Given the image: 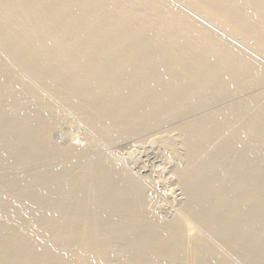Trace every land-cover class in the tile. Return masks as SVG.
<instances>
[{
	"label": "rangeland",
	"instance_id": "obj_1",
	"mask_svg": "<svg viewBox=\"0 0 264 264\" xmlns=\"http://www.w3.org/2000/svg\"><path fill=\"white\" fill-rule=\"evenodd\" d=\"M2 1V0H1ZM0 1V11H1V9H3V7H4V5H2V4H4L5 3V1H2L1 2ZM90 2H91V0H89ZM97 1V0H96ZM96 1H92V3L94 2H96ZM111 1V3H110V5L113 3L112 2V0H110ZM114 2H116V0H113ZM125 0H117V2H119V3H115V5H117V4H120L121 5V8H122V5L125 3H127L128 2V0H126L127 2H124ZM130 1H132L131 3H135L136 2V4L134 5L133 4V7H131V9H129L130 11L129 12H131V11H133V12H131L132 14H130L129 15V17H131L132 19H134L133 18V14L135 13V16H136V18H137V15L136 14H138V15H140V14H144V16H146V17H148L145 21H147V23H146V25L144 24V17H143V21L140 23L141 25V27L139 26V23H138V25L137 26H139L140 27V29H137V30H140L142 33L143 32H146V35L143 33L142 35L144 36H146L147 38H150L149 40L147 39V38H145V37H143V39L140 41V43H139V46H141V47H143L144 46V44H149V43H151V44H149L150 46H148V48H151V47H153V48H151V50H154L155 51V53L157 54L156 56V59H157V61H160V62H164V60L165 61H168L167 59L169 58V50H171V49H173V47L175 48V45H176V54H175V58L174 57H172L173 59V62L171 61V63L172 64H174V66H176L177 67V74H178V79L180 78V80H182V79H184V78H186V80L189 82V85H188V87H186L185 89H183V90H181V91H179V92H177V93H175L174 95H172L171 97H170V101H169V103H171L172 101L171 100H173L174 102L173 103H175V106L174 107H176V109H174V107L173 108H169L168 107V105L166 104V107H165V104L163 105V106H161V111H159V108H158V110H156L153 114H151V116H149L150 118L149 119H151L152 121H150V120H145V121H143L144 119H143V117L142 116H138L135 112H130V110H133V109H131L129 106L130 105H128L127 106V104H125V106H126V108H128L129 107V110H128V112H127V109L126 110H123L124 109V101H125V99H122L123 97H121V99L119 100V101H116L117 99H115V101H116V103H115V101L114 102H111V100L113 99L114 100V98H113V96H111V94H109V95H107V94H103V93H107V89H108V87H110V85H108V83H105V84H107L106 85V87H107V89H106V87H105V84H103L104 86H103V90H105V92L103 91L102 92V94L103 95H98V94H96V93H94V92H92V93H90L89 92V94H85L84 96H82L81 97V99H75V101L73 100V96L74 95H76L77 93H75L76 92V89H74V87H75V82L77 81L76 80V76H77V74H80V72H83V63L81 62H79L80 64L79 65H81L80 66V69H78L77 71H72V72H70L71 74H73V75H71L72 77L74 76V78H73V80L74 81H72V78H71V84L69 83V82H66V80H63L62 78H63V74L65 73V70H66V72L69 70V69H67L65 66H67L69 63L67 62V61H65L64 59H61V62L60 61H56V59H58L59 60V58L61 57V55L58 57L57 56V54H53L54 56H55V58L53 57V58H51V56L49 57L48 56V53H49V51H50V49L52 48H54V50H55V48H58V46H59V41L58 42H56L58 39L59 40H61V38H62V36L65 34V32L66 31H68L66 28H60L59 29V31L56 33L55 32V36H54V34H53V37L49 40V43L47 44V45H49L50 43L52 44H50L51 46H53V47H51L50 45V47L47 49L46 47H47V45H45V48L44 47H42L43 49H41V48H39V51L42 53H44V52H47V53H45V54H47V56L49 57V61L50 62H47V59H46V63H45V65L47 66H44V64H43V66L42 65H38L39 64V60H38V55L37 54H41L39 51H38V49L35 51V53L32 51V48L31 47H34L33 45V43H36V42H38V40L39 39H41L42 40V32H44V29L45 28H49V27H45V26H43V28H42V30H39V32H37L36 34V36L34 35V34H31V35H24V36H18V37H16V39H17V42L15 41V38H13V35H12V33L11 32H9V34H11V35H9L8 34V32H7V35H6V33H4L3 35L2 34H0L1 36H0V38L3 36L4 37V40H6L5 39V37L6 36H8L9 35V37L10 38H8V40H6V41H9L10 42V40L9 39H11V46H10V44L8 43V42H6V41H4L3 39H1L0 41L1 42H5V43H3V44H1V42H0V105H1V107L4 105V106H8L9 105V103L10 102H8V101H11L12 102V100H13V102L12 103H14L15 104V106H14V104H10L11 105V107H9V109L11 110H6L7 112L8 111H10V112H6V111H4L5 110V107H4V109H3V107L1 108L0 107V115H1V117H2V113H4V117H0V121L1 120H3V122L2 123H4L5 121L8 123L7 125H9V127H5L4 126V124L6 123H4L3 124V126L5 127V129H6V131L4 130V128H3V126H1L0 125V139H3L4 138V140L2 141V140H0V146H1V148H0V152L4 149V151L6 150V148H9L8 150H6L5 152H2L1 153V155H0V163H2V162H6L5 164L3 163L1 166H0V169L2 168V170H0V206H2V207H0V225H2L3 224V226L2 227H5L4 229H17L16 231L15 230H13V232L14 233H12V232H10L11 230L9 229H7V230H5V232L3 233V234H1L2 236L4 235H7V237L9 238H11V235H12V237L15 239L16 237H17V239H15L16 241H18L19 240V244H21V242H22V245L24 246L25 244H27V245H29L30 246V248H29V250L30 249H32V250H28V248L27 247H29V246H27V245H25V247H26V249H25V247H23V246H18L19 244L12 238V240H10V238H9V242H8V238H2V236H1V239H3V244L2 243H0V252L4 249V248H6V247H8L7 245H10L11 244V242L14 240V242L16 243L15 245L16 246H18V247H20V248H18L19 250L21 249V247H23V249H25V250H23V249H21V250H23V251H19L18 249H17V251H16V254H17V256H15L16 254H14V253H12V252H7V254H6V252L4 253V254H6V255H4L3 253H1L0 254V256L2 255L3 257H0V263L1 264H13V261H14V264H16L17 263V261H20L21 259H23L25 262H23L22 260V262L25 264V263H29L30 261H33V260H31V258H32V256H33V258H35V259H37V257H38V254L37 253H44L45 255H46V252L48 253V255L47 256H50V252H52V251H54V253H53V255L56 253L55 252V250L56 251H58V250H60V252H62V251H66V253L68 252H70V254H71V256L73 257H78L77 255H79V257H82L79 261H80V263H81V261H82V263L81 264H88L87 262H89V264H93V262H90L91 260L93 261L94 260V258H95V256H92V254L93 255H96V257L97 258H95V262L94 263H98V264H132V261H133V264H136V262L137 263H140V264H144V263H142L143 262V259L146 257L147 258V248H149L150 250L148 251V253H149V255H150V252L152 251V248H153V252H151L153 255H154V252L156 251L157 252V254H159L163 249H161V248H164L165 246H166V244H167V246L169 247V246H175L176 247V245H177V248H175V249H173L174 248V246H173V248H171L170 249V247L168 248L167 246H166V249L167 250H172V251H176V249H177V251H179V249H180V251H179V253L178 252H174V254H173V252H172V255H171V257H173V259L175 260H177V262H176V260H175V262H173V260L171 259V261L170 262H172L173 264L175 263H177V264H190V263H188L190 260V258L192 257L193 258V253L195 252L196 253V251H198V254H199V256H201L200 257V259H198L199 258V256L198 255H196L195 253H194V255H195V257L196 256H198V257H196L197 258V260H196V258L194 259H192L190 262H191V264H192V262H193V264H198L197 262H199L200 260H201V258H202V260H201V262H199V264H214V262H215V264H223V263H225V264H233L234 262V264H259V262H261V263H263L264 264V261H262V259L260 258V253H262V255H261V257L264 255V247H263V245H262V241L264 240V238H263V240L261 239L262 237H264V223H263V219H264V210H262V208H264V204H261L262 203V200H263V203H264V175H261V174H264V172H262V171H264V164H263V162H264V156H263V152H264V139H263V137H264V127H262V126H264V68H262V67H264V35L261 33V31H263V29H264V8H263V6L264 5H262L263 3H264V0H263V2L261 1V0H257L258 1V3H257V1H255L254 2V0H247L248 2H252L251 3V5L249 4V5H244L245 4V2H246V0H159L158 2H161L160 4L155 0H152L153 2H156V3H153L152 5H155V4H158V5H160V10H161V17H160V15L159 16H157L158 14H159V12L160 11H158L159 10V8L157 9V7L156 8H154V7H152V5H150L149 6V4H151L152 3V1L151 0H149L150 2H148L147 0L145 1V0H143L144 2H148V6L145 4V3H143L142 2V0H139V5L137 4V2H138V0H136L135 2H134V0H129V3H130ZM210 1H212V2H210ZM222 1V2H221ZM243 1H244V3H243ZM259 1H261L262 2V4H261V2H259ZM103 2V1H102ZM122 2V3H121ZM124 2V3H123ZM141 2H142V4H141ZM206 2V3H205ZM217 2V3H216ZM224 2V3H223ZM228 2V3H227ZM104 3H106L105 1H104ZM103 3V4H104ZM107 3H109V1H107ZM162 3H163V5H162ZM165 3H167V4H165ZM230 3H232V4H230ZM259 3H260V5H259ZM128 4V3H127ZM141 4V5H140ZM145 4V5H144ZM210 4V5H209ZM212 4V5H211ZM258 4V5H257ZM142 5H144L143 7H140V6H142ZM192 5V6H191ZM256 5V6H255ZM262 5V6H261ZM1 6H3L2 8H1ZM113 8L115 7L114 6V3H113ZM119 6V5H118ZM118 6H116L117 8H114V10H115V12L116 13H118L119 11H117L119 8H120V6H119V8H118ZM138 6V7H137ZM146 6H147V8H146ZM169 6V7H168ZM206 6V7H205ZM209 6V7H208ZM248 6H251L250 8H247ZM255 6V7H254ZM164 9H163V8ZM205 7V8H204ZM233 7V8H232ZM258 7V8H257ZM261 7V8H260ZM120 8V9H121ZM133 8V9H132ZM154 9V11H155V13H153V9ZM167 8V9H166ZM218 8V9H217ZM238 8V9H237ZM241 8H243V10L241 9ZM244 8H246L247 9V12H246V9H244ZM263 8V9H262ZM119 9V10H120ZM146 9V10H145ZM176 9V10H175ZM209 9V10H208ZM257 10V12L256 11H253V10ZM261 9H262V11H261ZM219 10V11H218ZM238 11L239 13H240V15H242V17H239L237 20H239V21H236L235 20V22L233 21V20H231V18H229V16L227 15L228 13H230L231 11ZM244 10H245V12H244ZM248 10H252L251 12L250 11H248ZM138 11V12H137ZM146 11V12H145ZM164 11V12H163ZM177 11V12H176ZM11 12V11H10ZM129 12H128V14H129ZM156 12H158V13H156ZM228 12V13H227ZM255 12V13H254ZM258 12H261V13H258ZM13 12H11V13H9V11H4L3 13H2V16L3 17H0V20H2V21H0L1 23H2V25L0 24V27H8L9 25H10V23L11 22H13L14 20H15V18H16V16L17 15H15V13H13ZM58 13V12H57ZM216 15H215V14ZM225 14L226 15V17H225V15H223V14ZM227 13V14H226ZM242 13V14H241ZM4 14V15H3ZM61 15V12H59L58 14H57V16H56V18L58 17V16H60ZM154 14H156V15H154ZM163 14V15H162ZM208 14H210L209 16H207ZM263 14V15H262ZM13 15H15V16H13ZM148 15H151V16H148ZM177 15V16H176ZM178 15H179V17H178ZM134 16V17H135ZM141 16V15H140ZM143 16V15H142ZM156 16V17H155ZM145 17V18H146ZM150 17V18H149ZM223 17V18H222ZM253 17V18H252ZM12 18H13V21H12ZM130 18V19H131ZM155 18V19H154ZM218 18V19H217ZM240 18H241V21H240ZM4 19V20H3ZM223 19V20H222ZM248 19V20H247ZM171 20V21H170ZM219 20V21H218ZM256 20V21H255ZM9 22L10 21V23L9 24H7L6 22ZM168 21V22H167ZM188 21V22H187ZM230 21V22H229ZM231 21H233V22H231ZM258 21V22H257ZM261 21V22H260ZM156 22V23H155ZM223 22V23H222ZM142 23L144 24V26L145 27H147V26H149V28L151 27L152 28V30H151V32H150V30L148 29V27L146 28V29H148L147 31H146V29L144 30V29H142L144 26H142ZM231 23H233V24H231ZM237 23V24H236ZM247 23V24H246ZM109 24H110V22H109ZM111 24H112V22H111ZM166 24V25H165ZM235 24V25H234ZM256 24V25H255ZM259 24V25H258ZM8 25V26H7ZM198 25V26H197ZM247 25V26H246ZM154 26V27H153ZM166 26V27H165ZM181 26V27H180ZM184 26V27H183ZM250 26V27H249ZM256 26V27H255ZM139 27H137V28H139ZM144 27V28H145ZM162 28V29H160V28ZM159 28V29H158ZM163 28H165L164 30H163ZM172 28H174V29H172ZM179 28H182L181 29V31H180V29ZM185 28V29H184ZM200 28V29H199ZM234 28V29H233ZM250 28V29H249ZM258 28V29H257ZM263 28V29H262ZM46 29V30H47ZM62 29V30H61ZM64 29H65V31H64ZM155 29H158L157 30V32L159 31V30H161L160 31V34H158L157 32H156V30ZM169 29V30H168ZM172 29V30H171ZM245 29V30H244ZM247 29V30H246ZM262 29V30H261ZM37 30V31H38ZM49 30V29H48ZM144 30V31H143ZM40 31H42V32H40ZM70 31V30H69ZM177 31H180V32H177ZM185 31H186V33H185ZM211 31V32H210ZM254 31V32H253ZM176 33L177 34V36L174 34V33ZM183 32V33H182ZM237 32H240V33H237ZM41 33V34H40ZM147 33H148V35H147ZM169 33H171V34H169ZM178 33H179V35H178ZM213 33V34H212ZM250 33V34H249ZM38 34H40V36H41V38H40V36L38 35ZM151 34H153L154 35V37H151L150 35ZM167 34V35H166ZM185 34H187V35H185ZM240 36H239V35ZM243 34V35H242ZM142 35H141V37H142ZM157 35H159L160 36V38H159V36H157ZM181 35H184L183 37L181 36ZM208 35V36H207ZM29 36H31V38L33 39V40H37L36 42L35 41H33L32 40V45H31V47H30V43L29 42H31V38H29ZM35 36V37H34ZM75 36H79V35H75ZM170 36H172V37H170ZM186 36V37H185ZM210 36V37H209ZM2 37V38H3ZM13 39H12V38ZM28 37V38H27ZM37 37V38H36ZM39 37V38H38ZM69 37H71V36H69ZM69 37H66V38H69ZM163 37V38H162ZM170 37V38H169ZM181 37V38H180ZM206 37V38H205ZM257 37H259V38H257ZM7 38V37H6ZM20 38H21V40H25V42L24 41H21L20 40ZM25 38V39H24ZM145 38V39H144ZM155 38V39H154ZM263 38V39H262ZM63 40H64V37L62 38ZM173 39V40H172ZM188 39V40H187ZM12 40L17 44V46H24L25 44H23V42L24 43H29V44H27L26 43V45L28 46L29 45V47H27L26 45L24 46V48H22L21 47V49H20V52H19V50H18V52L20 53H18L16 50H17V48L19 49V47H17L16 45H15V43L13 42L12 43ZM18 40H19V43H18ZM30 40V41H29ZM40 40V41H41ZM69 39H65L64 41H68ZM145 42H144V41ZM149 41V43H148V41ZM163 40H166V41H163ZM180 40V41H179ZM195 40V41H194ZM215 40V41H214ZM244 40V41H243ZM62 41V40H61ZM60 41V42H61ZM150 41H153V42H150ZM161 41V42H160ZM182 41V42H181ZM21 42H22V44H21ZM143 42V43H142ZM216 42V43H215ZM223 42H224V44H223ZM257 42V43H256ZM55 43H57L58 44V46L56 47L54 44ZM142 43V44H141ZM166 45H165V44ZM15 45V47H14V45ZM161 44H163V45H161ZM202 44H203V46L205 47H203L202 46ZM230 44V45H229ZM3 45V46H2ZM4 45H7V46H4ZM178 45V46H177ZM201 45V46H200ZM219 45V46H218ZM225 45V46H224ZM227 45L229 46V47H227ZM262 45V46H261ZM138 46V47H139ZM185 46V47H184ZM233 46V47H232ZM141 47H139L137 50L138 51H136V52H139V49L141 48ZM160 47V48H159ZM166 47V48H165ZM179 47V48H178ZM183 47V48H182ZM200 48V49H205V50H208V49H210V47H211V51H209V52H211V53H203V54H200V58L198 57V59L196 58L197 57V54H195V53H198V51H197V48ZM206 47H208V48H206ZM214 47H216V49L214 48ZM227 47V48H226ZM29 48V49H28ZM165 48V49H164ZM169 48V49H168ZM178 48V49H177ZM198 48V49H199ZM212 48H214L213 50H212ZM222 48V49H221ZM229 48V49H228ZM232 48V49H231ZM235 48V49H234ZM25 49V50H24ZM157 49V50H156ZM160 49V50H159ZM187 49V50H186ZM199 49V50H200ZM227 49V50H226ZM27 50H28V52L31 50L32 51V54H34V56L35 57H37V59L35 58L34 59V57H33V55H31V54H29V53H31V52H27ZM45 50V51H44ZM47 50V51H46ZM57 50V49H56ZM150 50V52H154V51H151ZM168 52H167V51ZM180 50V52H178ZM195 50V51H194ZM223 52H222V51ZM231 50V51H230ZM3 51V52H2ZM26 51V52H25ZM52 51V50H51ZM189 51V52H188ZM213 51H215V52H213ZM221 51V52H220ZM237 51H238V53H237ZM37 52H39V53H37ZM106 52V53H105ZM195 52V53H194ZM26 53H28V54H26ZM191 53H194L193 55H191ZM219 53H220V55H219ZM224 53H226L224 56H222V58L224 59V58H228L227 60L228 61H225L224 60V63H221V62H223V60L222 59H220L221 58V55H223ZM45 54H43V55H45ZM102 54H105L104 56H107V54H108V52L107 51H104ZM178 54V55H177ZM209 54V55H208ZM20 57H19V56ZM27 55V56H26ZM30 55V56H29ZM177 55V56H176ZM205 55V56H204ZM234 55V56H233ZM2 56V57H1ZM16 56H18V57H16ZM22 56L24 57V58H26V59H24V58H22ZM40 56V55H39ZM46 56V55H45ZM193 56H195L194 58H193ZM220 56V57H219ZM238 56V57H237ZM251 56V57H250ZM63 57V56H62ZM168 57V58H167ZM184 57V58H183ZM10 58V59H9ZM47 58V57H46ZM50 58H51V60H50ZM193 58V59H192ZM196 58V59H195ZM238 58H240L241 59V61H240V59H238ZM17 59V60H16ZM182 59V60H181ZM200 59V60H199ZM210 59V60H209ZM254 59V60H253ZM179 60L181 61V63L179 62ZM185 60V61H184ZM187 60V61H186ZM196 62V64H197V66H196V64H195V62ZM197 60H198V62H197ZM208 60V61H207ZM222 60V61H221ZM252 60H253V62H252ZM12 61V62H11ZM16 61V62H15ZM36 61H38V63L36 62ZM56 62V64H57V67H59L60 65H61V63H62V61H64L67 65H62V66H64V68H63V70L64 71H62V69H61V67H59L60 69H58L55 65L56 64H54L55 62ZM189 61V62H188ZM221 61V62H220ZM230 61V62H229ZM21 62V63H20ZM54 62V63H53ZM177 64V65H175V63ZM178 62L180 63L179 65H178ZM204 62V63H203ZM248 62V63H247ZM251 62H252V64L254 65H252L251 64ZM4 63V64H3ZM23 63V64H22ZM50 63H53L52 64V66H54V68L52 69L51 67H50ZM202 63V64H201ZM240 63V64H239ZM39 66H37V65ZM63 64V63H62ZM184 64V65H183ZM189 64V65H188ZM211 64V65H210ZM222 64H224V65H222ZM7 65V66H6ZM24 65V66H23ZM59 65V66H58ZM181 65V66H180ZM218 65V68L219 67H221V65L222 66H224L223 68L224 69H222V67L220 68V70H221V72L219 71V69L216 67ZM244 65H245V67H244ZM252 65V66H251ZM189 66H191V67H189ZM194 66V67H193ZM201 66H203V67H201ZM206 66V67H205ZM243 66V67H242ZM247 66V67H246ZM251 66V67H250ZM45 69L44 71H42V69ZM46 67V68H45ZM51 68L52 70H53V72H52V70H49V69H47V68ZM183 67V68H182ZM194 68V70H193V68ZM208 67V68H207ZM216 67V68H215ZM239 67V68H238ZM37 70V71H35V69ZM37 68H40V69H37ZM210 68V69H209ZM244 68V69H243ZM251 68V69H250ZM5 69V70H4ZM28 69V70H27ZM199 69H201L200 71H199ZM215 69V70H214ZM232 69V70H231ZM238 69V70H237ZM255 71H254V70ZM38 70H39V72H38ZM55 70V71H54ZM192 70V72H190V71ZM213 70H214V72H213ZM234 70V71H233ZM258 70V71H257ZM263 70V71H262ZM38 72V74H40V71H41V75H43V76H41V75H38L37 73H35V72ZM49 71L51 72V76H52V81H51V76H50V79L49 78H46V77H49L48 75L47 76H45L46 75V72L48 73V74H50L49 73ZM56 71H58V75H59V78H58V76L56 75L57 73H56ZM211 71H212V73H211ZM217 71H219L218 73H217ZM237 71V72H236ZM31 72V73H30ZM44 72V73H43ZM60 72H62V74L60 73ZM64 72V73H63ZM190 72V73H189ZM200 72V73H199ZM210 74H209V73ZM43 73V74H42ZM53 73H54V75H53ZM56 73V74H55ZM203 73V74H202ZM252 73V74H251ZM257 73V74H256ZM1 74H2V76H1ZM5 74V75H4ZM30 74V75H29ZM187 75V76H186ZM215 75V76H214ZM222 75V76H221ZM224 75H226V76H224ZM235 75V76H234ZM255 75V79H251V77L252 78H254L253 76ZM4 76V77H3ZM8 76V77H7ZM44 76H45V78H44ZM61 76V77H60ZM208 77V79H207V77ZM210 76H211V78H210ZM214 76V77H213ZM92 77V76H89V75H86L85 76V78H84V80H83V83L84 82H86L87 84H90L89 82H92V81H89V80H91L90 78ZM201 77V78H200ZM257 77V78H256ZM44 78V79H43ZM210 78V79H209ZM16 79H18V80H16ZM37 79V80H36ZM62 81H61V80ZM92 79H94V78H92ZM99 81H101L102 79H104L103 77H98L97 78ZM228 79H229V82H228ZM249 79V81H247ZM257 79V80H256ZM260 79V80H259ZM8 80H10V82H7ZM45 80V81H44ZM47 80V81H46ZM48 80H49V82L51 81V83L49 84L48 83ZM86 80V81H85ZM97 80V81H98ZM120 80V79H119ZM205 80H206V82H205ZM208 80V81H207ZM224 80H226V81H224ZM246 80V81H245ZM14 81H15V83L17 82V84H13L14 83ZM94 81H96V79H94ZM93 81V82H94ZM199 81V82H198ZM254 81V82H253ZM22 82V83H21ZM24 82V83H23ZM27 84H26V83ZM60 82V83H59ZM72 82H74L73 84L74 85H72ZM92 82V83H93ZM214 82V83H213ZM248 82V83H247ZM253 82V83H252ZM260 82V83H259ZM12 83V84H11ZM41 83V84H40ZM46 83H48L47 85H46ZM61 83H64V84H62V86L63 87H61ZM223 83V84H222ZM250 83V84H249ZM252 83V84H251ZM29 84V85H28ZM57 84V85H56ZM70 84V85H69ZM85 84V83H84ZM86 84V85H87ZM197 84H199V86L197 85ZM245 84V86H243ZM247 84H248V86H247ZM4 85V86H3ZM8 85V86H7ZM60 85V86H59ZM66 85V86H65ZM67 85H69V87L67 86ZM242 85V86H241ZM10 86V87H9ZM12 86V87H11ZM19 86V87H18ZM64 86L66 87V88H64ZM72 86V87H71ZM77 84H76V88H77ZM237 86H238V88H237ZM47 87V88H46ZM164 87V86H163ZM162 86H159L158 88H157V90L159 91V89H161V88H163ZM216 87V88H215ZM254 87H256V88H254ZM22 88V89H21ZM35 90H34V89ZM42 88V89H41ZM53 88H54V90H53ZM62 88V90H60ZM73 88V89H72ZM235 88V89H234ZM245 88V89H244ZM26 89V90H25ZM28 89V90H27ZM33 89V90H32ZM71 89V90H70ZM188 89V90H187ZM238 89V90H237ZM251 89V90H250ZM254 89V90H253ZM7 90V91H6ZM15 90V91H14ZM41 90H43V92L41 91ZM46 90V91H45ZM156 89H155V91H157ZM29 91H30V93H29ZM33 91V92H32ZM36 91V92H35ZM70 91H71V93H70ZM224 91V92H223ZM9 94H8V93ZM15 92H17V93H15ZM41 93V94H38V93ZM75 94H74V93ZM78 92V91H77ZM227 92V93H226ZM6 93V94H5ZM32 93H33V95H32ZM13 94V95H12ZM29 94H31L32 96H29ZM69 94H70V98H69ZM92 94V95H91ZM95 94H96V96L98 95L99 96V100H97V98H96V96H95ZM180 94V95H179ZM19 95V96H18ZM35 95H38V96H35ZM39 95H41V97L39 96ZM72 95V96H71ZM87 95H89V96H87ZM106 95H107V97H106ZM181 96L182 98H178L179 96ZM205 95V96H204ZM214 95V96H213ZM12 96V97H11ZM58 96V97H57ZM78 95H76V96H74V98L76 97V98H80V97H77ZM95 98H94V97ZM101 96H102V98H101ZM8 97V98H7ZM36 97V98H35ZM46 97V98H45ZM51 97V98H50ZM84 97H86V98H84ZM110 97H112V99L110 100L109 98ZM178 99H177V98ZM215 97V98H214ZM263 97V98H262ZM16 98V99H15ZM31 98H33V99H31ZM60 98V99H59ZM63 98V99H62ZM64 98H65V100H64ZM69 98V99H68ZM94 98V99H93ZM106 98H107V100H106ZM186 98V99H185ZM191 99L190 101H193V102H190L189 101V99ZM214 98V99H213ZM252 98V99H251ZM255 98V99H254ZM257 98V99H256ZM7 99V100H6ZM55 99V100H54ZM62 99V100H61ZM177 99V100H176ZM194 99V100H193ZM196 99H198L199 101H197ZM77 100H78V102H77ZM81 100V101H80ZM100 100H102V101H100ZM112 100V101H113ZM124 100V101H123ZM175 100H176V102H175ZM178 100H180L179 102H178ZM202 100V101H201ZM203 100H205V102L203 101ZM7 101V102H6ZM14 101H16V102H14ZM38 101V102H37ZM56 101V102H55ZM67 101V102H66ZM86 101V102H85ZM92 101H94V102H92ZM106 101L107 102H111V105H113V106H111L110 105V109L108 108V107H106V106H109V105H107L106 104ZM120 101H123V106H122V104L121 105H119V106H122V108L121 107H119L118 108V105L117 104H120L119 102ZM185 103H184V102ZM196 103H195V102ZM255 101V102H254ZM263 101V102H262ZM3 102H4V104H3ZM73 102V103H72ZM99 102V103H98ZM103 104H102V103ZM118 102V103H117ZM126 102V101H125ZM178 102V103H177ZM183 102V103H182ZM244 102V103H243ZM52 103V104H51ZM63 103V104H62ZM69 103V104H68ZM113 103H115V104H113ZM180 103V104H179ZM195 103V104H194ZM206 103V104H205ZM263 103V104H262ZM5 104H7V105H5ZM16 104H17V106H16ZM43 104H45V105H43ZM66 104V105H65ZM95 104H96V106H95ZM106 104V105H105ZM177 104V105H176ZM181 104H183L182 106H181ZM213 104V105H212ZM245 104V105H244ZM63 105V106H62ZM75 105V106H74ZM104 105H105V107H106V109H109L108 110V112H107V110H105V108H103L104 107ZM190 105H192V106H190ZM260 105V106H259ZM115 106V107H114ZM188 106H190V107H188ZM7 107V108H8ZM36 107V108H35ZM100 107V108H99ZM104 109H102V108ZM113 107V108H112ZM180 107V108H179ZM249 109H248V108ZM256 107V108H255ZM61 108V109H60ZM69 108V109H68ZM120 108H121V110H123L122 112L123 113H120ZM166 108V109H165ZM179 108V109H178ZM181 108H182V110H181ZM188 108H190V109H188ZM169 109H170V111H169ZM176 110V112L175 111H172V110ZM183 109H185V111L183 110ZM196 109V110H195ZM235 109V110H234ZM3 112H2V111ZM27 110V111H26ZM90 110V111H89ZM102 110V111H101ZM112 110H115V111H112ZM120 110V111H119ZM164 110V111H163ZM218 110V111H217ZM250 110V111H249ZM257 110V111H256ZM262 110V111H261ZM55 111V112H54ZM109 111H111V113L109 112ZM117 111H119L118 113H120V114H118L117 113ZM177 111H178V113H177ZM179 111H180V113H179ZM216 111V112H215ZM243 111V112H242ZM248 111V112H247ZM256 111V112H255ZM87 112H88V114H87ZM98 112V113H97ZM159 112H161V113H159ZM169 112L171 113V115L169 114ZM188 112V113H187ZM234 112H236V113H234ZM245 112V113H244ZM259 112H260V114H259ZM262 112V113H261ZM108 113V114H107ZM113 114V115H110V114ZM116 113V114H115ZM133 113V114H132ZM135 113V114H134ZM167 115H166V114ZM215 113V114H214ZM224 113V114H223ZM226 113V114H225ZM240 113V114H239ZM255 113V114H254ZM86 114V115H85ZM122 114H123V116H122ZM162 114V116H160ZM174 114V115H173ZM247 114H249V115H247ZM9 117H8V116ZM100 115V116H99ZM104 115V116H103ZM117 115H119V117L117 118L116 116ZM138 116V117H136V116ZM154 115V116H153ZM211 115H212V117H211ZM230 115V116H229ZM109 116H110V118H109ZM113 116V117H112ZM129 116V117H128ZM134 116H135V118H134ZM165 116V117H164ZM177 118H176V117ZM233 118H232V117ZM237 116V117H236ZM259 118H258V117ZM8 119H7V118ZM113 119H112V118ZM122 117V118H121ZM126 117V118H125ZM141 117V118H140ZM153 117V118H152ZM154 117H156V119L154 118ZM171 117V118H170ZM225 117V118H224ZM240 117V118H239ZM3 118H5V119H3ZM15 118H17V119H15ZM109 118V119H108ZM119 118H121L120 120H119ZM138 118H139V120H138ZM165 118V119H164ZM167 118V119H166ZM237 118V119H236ZM239 118V119H238ZM12 119V120H11ZM140 119H141V121H140ZM175 119V120H174ZM218 119V120H217ZM222 119V120H221ZM258 119V120H257ZM9 120H11V125H10V121ZM19 120V121H18ZM57 120V121H56ZM113 120V121H112ZM125 120V121H124ZM154 120H156V122L154 121ZM172 120V121H171ZM260 120H261V122H260ZM149 121V122H148ZM190 121V122H189ZM193 121V122H192ZM254 123H253V122ZM256 121V122H255ZM258 121H259V125L258 124H256V123H258ZM0 122V123H1ZM60 122V123H59ZM112 122V123H111ZM145 122V123H144ZM147 122H148V124H147ZM160 124H159V123ZM228 122V123H227ZM232 122V123H231ZM263 122V123H262ZM1 123V124H2ZM126 123V124H125ZM141 123V124H140ZM211 123V124H210ZM230 123V124H229ZM239 123V124H238ZM247 123V124H246ZM18 124V127H16V125ZM124 124V125H123ZM128 124H129V126H128ZM154 124V125H153ZM187 124V125H186ZM204 124V125H203ZM208 124V125H207ZM216 124V125H215ZM219 124V125H218ZM261 124V125H260ZM23 125V126H22ZM186 125V126H185ZM200 125V126H199ZM203 125V126H202ZM245 125L248 127V129H247V127H245ZM125 126V127H124ZM136 126V127H135ZM145 126H146V128H145ZM155 126V127H154ZM192 126V127H191ZM219 126V127H218ZM224 126V127H223ZM225 126H227V127H225ZM262 128H261V127ZM100 127V128H99ZM132 127V128H131ZM134 127V128H133ZM190 127V128H189ZM204 127V128H203ZM207 127V128H206ZM208 127H210V128H208ZM251 127V128H250ZM1 128H3V129H1ZM11 128H12V130H11ZM19 130H18V129ZM125 128V129H124ZM147 128H149V129H147ZM182 128H184V129H182ZM196 128V129H195ZM212 128V129H211ZM217 129H220L221 130V132H220V130L218 131L217 130V132H216V130ZM244 130H243V129ZM253 128H255V129H253ZM102 129L104 130V131H102ZM124 129V130H123ZM182 129V130H181ZM193 129H194V131H193ZM199 129H202V130H199ZM213 129H214V131H213ZM222 129H223V131H222ZM249 129H250V131H249ZM256 129H258V131L256 130ZM3 130V131H2ZM184 130V131H183ZM192 130V131H191ZM198 130V131H197ZM211 130V131H210ZM225 130H227V131H225ZM234 132H232V131ZM253 130V131H252ZM5 131V132H4ZM18 131V132H17ZM22 132L23 131V133H20V132ZM95 131V132H94ZM142 131V132H141ZM145 131V132H144ZM191 131V132H190ZM195 131H196V133H195ZM206 131V132H205ZM209 131V132H208ZM230 131V132H229ZM261 131H263V132H261ZM9 132H10V135H9ZM138 132V133H137ZM186 132V133H185ZM193 132H194V134H193ZM197 132H199V133H197ZM204 132V133H203ZM214 132V133H213ZM229 132V133H228ZM242 132V133H241ZM244 132H245V134H244ZM246 132H247V134H246ZM250 132H252V134H250ZM93 133H94V135H93ZM190 133V134H189ZM193 135H192V134ZM208 134V136L206 135V134ZM209 133H210V135H209ZM213 133V134H212ZM237 133V134H236ZM255 133V134H254ZM263 135H262V134ZM3 134V136H1ZM186 134V135H185ZM202 134V135H201ZM205 134V135H204ZM216 134V135H215ZM224 134H227V135H224ZM241 134H243V135H241ZM250 134V135H249ZM91 135V136H90ZM190 135V136H189ZM198 137H197V136ZM199 135H201L200 137H199ZM212 135V136H211ZM223 135V136H222ZM237 135V136H236ZM240 135V136H239ZM245 135V136H244ZM246 135L248 136V137H246ZM258 135V136H257ZM8 136V137H7ZM13 136H15V138L13 137ZM119 138H118V137ZM205 137V139H204V137ZM227 136V137H226ZM230 136H233L232 137V139H231V137ZM234 136H235V138L238 140H236L235 138H234ZM241 136H243L242 138L243 139H245V140H243L242 138H241V140H240V138L239 137H241ZM261 137V138H258V137ZM1 137H3V138H1ZM6 137V138H5ZM93 137V138H92ZM121 137V138H120ZM208 137H210L209 139H208ZM229 137V138H228ZM10 138V139H9ZM12 138V139H11ZM194 138V139H193ZM212 138V139H211ZM224 138V139H223ZM226 138V139H225ZM249 138V139H248ZM250 138L252 139V140H250ZM6 139V140H5ZM7 139H8V141H7ZM53 139V140H52ZM103 139V140H102ZM190 139V140H189ZM199 139V140H198ZM201 139V140H200ZM211 139V140H210ZM215 139H217V141L215 140ZM221 139H223V141L221 140ZM233 139H234V141L235 142H232L233 141ZM248 139V140H247ZM254 139V140H253ZM258 139V140H257ZM263 139V140H262ZM107 140V141H106ZM205 140V141H204ZM246 140L247 141H249V142H246ZM261 140V141H260ZM6 141V142H5ZM10 141V142H9ZM12 141V142H11ZM25 141V142H24ZM194 141V142H193ZM204 141V142H203ZM212 141V142H211ZM214 141V142H213ZM217 142V144H216V142ZM231 141V142H230ZM244 141V142H243ZM253 143H252V142ZM255 141V142H254ZM256 141H258V142H256ZM90 142V143H89ZM201 142H203V143H201ZM211 142V143H210ZM227 142V143H226ZM241 142H243V143H241ZM2 143V144H1ZM3 143H4V146H3ZM9 145H11V146H8V144ZM26 143V144H25ZM105 143V144H104ZM196 143V144H195ZM212 143H214V145L212 144ZM231 143V144H230ZM236 143H237V145L238 146H236ZM240 144V146H239V144ZM256 143H257V145H256ZM259 143V144H258ZM6 144V145H5ZM92 144H93V146H92ZM101 144V145H100ZM191 146H190V145ZM195 144V145H194ZM200 144H202V145H200ZM209 144V145H208ZM220 144H221V146H220ZM227 147H225L224 145ZM233 144V145H232ZM245 144V145H244ZM254 144V145H253ZM34 145V146H33ZM60 145V146H59ZM213 145V146H212ZM222 145H223V148L224 149H222ZM230 145V146H229ZM231 145L233 146V149H235V150H233L232 149V147H231ZM245 147H244V146ZM248 145H250V146H248ZM255 145H256V148H255ZM14 146V147H13ZM199 147V146H201V148H199V150H196V152L194 151L195 149H198V148H196V147ZM3 147V148H2ZM100 147V148H99ZM187 147V148H186ZM195 148V149H193V148ZM211 147V148H210ZM215 147V148H214ZM236 147H237V149H236ZM243 149H242V148ZM248 147V148H247ZM50 148V149H49ZM75 148V149H74ZM80 148V149H79ZM211 149V150H207V149ZM221 148V149H220ZM247 148V149H246ZM69 149H71V150H69ZM213 149V150H212ZM230 149V150H229ZM249 149V150H248ZM256 151H255V150ZM20 150V151H19ZM24 150V151H23ZM31 151V152H33V151H35V152H33V153H31V152H29V151ZM60 150V151H59ZM65 150L66 151H68V152H66L65 153ZM95 150V151H94ZM218 150V151H217ZM223 150H225V151H222ZM231 150H232V152H231ZM238 150V151H237ZM240 150V151H239ZM258 150V151H257ZM14 151V152H13ZM17 151V152H16ZM198 151H200V152H198ZM206 151V152H205ZM208 151V152H207ZM210 151V152H209ZM237 151V152H236ZM255 151V152H254ZM11 152V153H10ZM42 152V153H41ZM46 152V153H45ZM52 152V153H51ZM62 152V153H61ZM72 152V153H71ZM190 152V153H189ZM216 152V153H215ZM239 152V153H238ZM241 152V153H240ZM245 152V153H244ZM251 152V153H250ZM15 153H16V155H15ZM19 153H20V155H19ZM26 153V154H25ZM31 153V154H30ZM60 153V154H59ZM77 153H80V154H77ZM194 155L195 153V155L193 156L192 154ZM216 155H215V154ZM222 153H224V156H223V154ZM229 153V154H228ZM230 153H233V154H230ZM254 153H256V154H254ZM263 153V154H262ZM5 154V155H4ZM10 154V155H9ZM18 154V155H17ZM42 154V156H40ZM47 154V155H46ZM53 154V155H52ZM202 154H204V155H202ZM205 154H206V156H205ZM228 154V155H227ZM236 154V155H235ZM240 154V155H239ZM262 154V155H261ZM7 158L8 157V160H9V162H8V160H6V158L4 157V156ZM7 155V156H6ZM14 155H15V157L17 156V158H14ZM24 155V156H23ZM47 157H46V156ZM58 155V156H57ZM62 155V156H61ZM70 155V156H69ZM104 155V156H103ZM197 155V156H196ZM204 156V158L202 157V156ZM211 157H210V156ZM219 155V156H218ZM222 156V158H220L221 156ZM230 155H232L233 157H230ZM243 155V156H242ZM249 155V156H248ZM2 156V157H1ZM11 156V157H10ZM31 156V157H30ZM44 156V157H43ZM95 156V157H94ZM100 158H99V157ZM190 156H192L191 157V159H190ZM200 156V157H199ZM213 156V157H212ZM227 156H229L228 158H226ZM236 156H239L238 158L236 157ZM241 156V157H240ZM37 157V158H36ZM71 157V158H70ZM88 157V158H87ZM224 157V158H223ZM235 157V158H234ZM246 157H248V158H246ZM254 157V158H253ZM258 157V158H257ZM49 158V159H48ZM56 158H57V160H56ZM60 158V159H59ZM82 158V159H81ZM111 158V159H110ZM200 160H198V159ZM202 158V159H201ZM214 158H216L215 160H214ZM240 158V159H239ZM255 158H257V159H255ZM12 161H11V160ZM18 159V160H17ZM38 159H39V161H38ZM42 159H44V160H42ZM47 159V160H46ZM77 159V160H76ZM193 159V160H192ZM223 159H225V160H223ZM231 161H230V160ZM234 159H236V161L234 160ZM238 159V160H237ZM244 160L243 162H242V160ZM250 159V160H249ZM260 159V160H259ZM13 160H15V161H13ZM21 161V163H20V161ZM25 160V161H24ZM53 160V161H52ZM195 160L199 163H197V162H195ZM209 160V161H208ZM214 160V161H213ZM223 160V161H222ZM233 160H234V162H235V164H234V162H233ZM50 161V162H49ZM81 161V162H80ZM101 161V162H100ZM203 161V162H202ZM206 161H208V162H206ZM237 161H238V163L241 165H239L238 163H237ZM253 161V162H252ZM260 161V162H259ZM261 161H262V163H261ZM11 162H15V163H11ZM18 162V163H17ZM23 162V163H22ZM36 162V163H35ZM41 162V163H40ZM59 162V163H58ZM72 162V163H71ZM76 162V163H75ZM100 162V163H99ZM107 162H109L110 164H107ZM205 162V163H204ZM211 162V163H210ZM222 162V163H221ZM224 162V163H223ZM227 162V163H226ZM249 162H250V164H249ZM252 162V163H251ZM256 162V163H255ZM20 163V164H19ZM38 163V164H37ZM45 165H44V164ZM58 163V164H57ZM189 163L191 164V165H189ZM194 163V164H193ZM197 163V164H196ZM208 163H210V164H208ZM216 163V164H215ZM217 163H219V164H217ZM221 163V164H220ZM228 163H229V165H228ZM254 163V164H253ZM9 164V165H8ZM17 164H19V165H17ZM22 164V165H21ZM30 164V165H29ZM59 164H60V166H59ZM69 164V165H68ZM78 164V165H77ZM81 164V165H80ZM206 164H208V165H206ZM212 164V165H211ZM223 164H225V168H223L222 166H224ZM233 164V165H232ZM245 166H243V165ZM16 165V166H15ZM51 165V166H50ZM84 165H86V166H84ZM180 165V166H179ZM183 165H184V167H183ZM196 165V166H195ZM201 165H203L204 167H205V170H203L204 169V167L203 166H201ZM209 165H211V167H210V169H206V168H208V166ZM226 165H228V166H226ZM235 165V166H234ZM237 165V166H236ZM248 165V166H247ZM259 165V166H258ZM7 166H8V168H7ZM11 166V167H10ZM20 166V167H19ZM21 166H22V168H21ZM52 166H54L53 168H52ZM81 166H82V168H81ZM92 166H93V168H92ZM192 166H194V167H191ZM207 166V167H206ZM220 166H221V168H220ZM229 166H231V167H229ZM238 166H240V168L238 167ZM257 166V167H256ZM4 167V168H3ZM15 167V168H14ZM27 167V168H26ZM60 167V168H59ZM99 167V168H98ZM197 167V168H196ZM203 167V168H202ZM215 169H214V168ZM227 167V168H226ZM234 167V168H233ZM239 168V169H235V168ZM249 167V168H248ZM257 169H256V168ZM63 168V169H62ZM66 168V169H65ZM67 168H69V169H67ZM72 168V169H71ZM92 168V169H91ZM114 168V169H113ZM124 168V169H123ZM181 168H182V170H181ZM187 168V170L186 171H188L187 173H186V171H184V173H183V170H185ZM189 168V169H188ZM230 168H231V170H230ZM246 168V169H245ZM248 168V169H247ZM254 168V169H253ZM262 170H261V169ZM25 169V170H24ZM79 169H81V170H79ZM192 169V170H191ZM199 169H200V172H199ZM202 169V170H201ZM211 169H213V170H211ZM219 169H221V170H219ZM225 169V170H224ZM226 169H228L230 172H233V173H231L230 174V172H228V170H226ZM10 170V171H9ZM61 170V171H60ZM71 170V171H70ZM95 170V171H94ZM109 172H108V171ZM128 170V171H127ZM208 170V171H207ZM210 170H211V172H210ZM216 170H218V172L216 171ZM251 172H250V171ZM3 171V172H2ZM35 171V172H34ZM41 171V172H40ZM52 171V172H51ZM58 171V172H57ZM65 171V173L67 174V171H68V174H69V176H65L66 174L65 173H63ZM85 171V172H84ZM88 171V172H87ZM93 171V172H92ZM107 171V172H106ZM111 171V172H110ZM133 171H136V172H134L135 174H133ZM177 171V172H176ZM191 171V172H190ZM197 171V172H196ZM204 171V172H203ZM214 171V172H213ZM246 171V172H245ZM248 171V172H247ZM253 171V172H252ZM6 172V173H5ZM91 172V173H90ZM174 172H176V173H174ZM182 172V173H181ZM192 172L194 173V175L192 174ZM202 172V173H201ZM208 172H210V173H208ZM214 173V175H212L213 173ZM224 172V173H223ZM226 172V173H225ZM242 172V173H241ZM244 172V173H243ZM3 173V174H2ZM12 173V174H11ZM28 173V174H27ZM31 173V174H30ZM52 173H53V175H52ZM62 173V174H61ZM75 173V174H74ZM126 173V174H125ZM181 173V174H180ZM186 173V174H185ZM189 173V174H188ZM204 173H205V175H204ZM252 173H254V174H252ZM257 173V174H256ZM258 173H259V175H258ZM24 174V175H23ZM42 174V175H41ZM46 174H48V175H50V177L48 176V175H46ZM55 174V175H54ZM67 174V175H68ZM77 174V175H76ZM100 174V175H99ZM117 174V175H116ZM119 174V175H118ZM132 174V175H131ZM138 174V175H137ZM183 174V175H182ZM202 174H203V176H202ZM210 174V176H212V177H210V176H208ZM216 174H217V176H216ZM218 174H219V176H218ZM220 174H222V176L220 175ZM229 174V175H228ZM234 174V175H233ZM249 174H251V176L249 175ZM8 175V176H7ZM17 175V176H16ZM44 175V176H43ZM57 175V176H56ZM65 176V178L67 177H70V175H71V181L73 180V178L75 179V178H77L78 180H79V183L78 182H76L75 180L74 181H70V178H68V179H65L64 178V176ZM97 175V176H96ZM108 175V176H107ZM189 175V176H188ZM193 175V176H192ZM196 175V176H195ZM224 175H226L227 177H226V179H224L225 177H224ZM256 176V177H254V176ZM37 176H38V178H37ZM40 176V177H39ZM48 176V177H47ZM61 176H62V178H61ZM122 176V177H121ZM139 176V177H138ZM181 176H183V178H181ZM190 176H192V177H190ZM201 177L202 178V181H204V179H206L205 180V184H203V182L201 181V178L199 179V177ZM217 178H216V177ZM261 176V177H260ZM7 177V178H6ZM11 177V178H10ZM31 177V178H30ZM34 177H35V179H34ZM45 177H46V180H44L45 179ZM53 177V178H52ZM96 177V178H95ZM102 177H104V178H102ZM114 177V178H113ZM188 177H190V178H188ZM197 177V178H196ZM203 177H206V178H203ZM208 177H209V179H208ZM215 177V178H214ZM221 177H223V178H221ZM232 177V178H231ZM234 177V178H233ZM253 177L256 179V181H255V179H254V181H253ZM15 178V179H14ZM27 178H28V181H26L27 180ZM41 178H43L42 180H41ZM113 180H112V179ZM187 178V179H186ZM193 178H195L194 180H195V182L193 181ZM212 178V179H211ZM213 178H214V180H213ZM221 178V179H220ZM231 180H230V179ZM237 178H238V181L242 184V185H245V186H242L239 182H237ZM242 180H241V179ZM244 178V179H243ZM259 178V179H258ZM263 180H262V179ZM14 179V180H13ZM34 179V180H33ZM38 179V180H37ZM60 179H62V180H60ZM106 179V180H105ZM110 181V179H111V181L110 182H108V180ZM138 179V180H137ZM199 179V180H198ZM219 179V182H217V180ZM240 179V180H239ZM247 181H249V182H247ZM12 180V181H11ZM31 180H33V181H31ZM43 181L47 186H48V188H50V186H51V191L47 188H45V186H44V183L43 182H41V181ZM55 180H56V183L58 184L59 183V181H60V183L57 185L56 183H55ZM65 180V181H64ZM66 180H67V182H66ZM104 180V181H103ZM133 180H134V182H133ZM147 180V181H146ZM198 180V181H197ZM209 180H210V182H209ZM213 180V181H212ZM216 180V181H215ZM234 180H236V181H234ZM257 180H258V182H257ZM3 181V182H2ZM21 181V182H20ZM49 181V182H48ZM54 183H53V182ZM101 181H102V184H103V186L100 184L101 183ZM106 181V182H105ZM184 181H186V182H184ZM192 181V182H191ZM220 181H224V183H225V181H226V183H225V185H224V183L222 184V182L220 183ZM8 182H10V183H8ZM16 182V183H15ZM18 182H20V183H18ZM23 182L25 183V185H23V188L25 189V190H22L23 188L21 187L20 189H19V187H20V185L22 186V184H23ZM31 184H29V183ZM36 182V183H35ZM39 182H41V184L39 185ZM70 182V183H69ZM77 184H76V183ZM108 182V183H107ZM114 182H115V184H114ZM125 182V183H124ZM144 182V183H143ZM189 182V183H188ZM202 184H201V183ZM233 182V183H232ZM237 182V183H236ZM247 182V183H246ZM250 182H252L251 183V185L250 184H248V183H250ZM4 183H6V184H4ZM19 185H18V184ZM28 183V184H27ZM50 183V184H49ZM65 183H66V185L67 184H69V185H65ZM74 184L72 187L73 188H75V186L77 185V188H75V193H74V189L71 187V185L70 184ZM99 183V184H98ZM107 183V184H106ZM132 183V184H131ZM140 183V184H139ZM201 185H200V184ZM218 183V184H217ZM232 183V184H231ZM235 183V184H234ZM244 183H246V184H248L247 186H246V184H244ZM258 183H260L259 184V187H258ZM17 184V185H16ZM27 184V185H26ZM55 186V187H53V185ZM62 184V185H61ZM63 184H64V186H63ZM95 184H97L99 187H100V185L102 186L101 187V192H102V194H104L105 195V197H104V195H102L101 194V192H100V189H99V187L98 186H96ZM109 184H114V185H112V187H110V186H107V185H109ZM137 184V185H136ZM192 184V186H189V185H191ZM208 186H207V185ZM229 185V186H227V185ZM233 184H234V186H233ZM237 184V185H236ZM7 185H9L8 187H7ZM16 185V186H15ZM34 185L35 186H37V187H34ZM39 185V186H38ZM43 185V186H42ZM50 185V186H49ZM60 185L61 186H63L62 187V190H64L66 193H68L67 191H68V188H69V191L70 192H72L71 193V196H70V194H69V196H70V199H69V197L66 195V193H65V195L68 197V199L70 200L69 202H68V204H72V205H68V204H65V203H63L64 202V200H65V202H66V197H65V195H64V191L63 192H61V194H60V196L58 195V193H60ZM78 185H79V187H78ZM93 185H94V187H93ZM119 185V186H118ZM121 185V186H120ZM196 185V186H195ZM198 185V186H197ZM203 185H204V187H203ZM213 185V186H212ZM214 185H216V186H214ZM218 185H220V187L218 186ZM223 185L225 186V187H223ZM236 185V186H235ZM250 185V186H249ZM257 185V186H256ZM4 186V187H3ZM14 186V187H13ZM26 186H28V187H25ZM46 186V187H47ZM92 186V187H91ZM186 186H187V189H186ZM195 186V187H194ZM201 186V187H200ZM217 186H218V188H217ZM230 186H231V188H230ZM237 186H240V187H238L237 188ZM251 186H253V187H251ZM11 187V188H10ZM18 187V188H17ZM43 187H44V189H46V190H43ZM66 189H65V188ZM86 187V188H85ZM89 187H91V188H94V189H90V191L89 190H87V189H89ZM130 187V188H129ZM134 187V188H133ZM188 187H190V189L188 188ZM199 189H198V188ZM212 187V188H211ZM229 187V188H228ZM241 187H242V191H241ZM246 187H247V190H246ZM250 187H251V189H250ZM2 188V189H1ZM5 188V189H4ZM7 188V189H6ZM14 188V189H13ZM17 188V189H16ZM28 188V189H27ZM36 188V189H35ZM39 188L41 189V191L43 190L47 195H48V193L47 192H49V195L47 196L46 194V197H45V195H43V193H41V191L39 190ZM53 188V189H52ZM55 188V189H54ZM56 188H59V189H56ZM64 188V189H63ZM70 188H72V190L70 189ZM78 188H80V190H85L84 192H88L89 194H91V192H93V193H95V194H91L92 196H91V198L92 199H97V201H98V199L100 198V199H102V202H101V200L99 199V201H100V205L102 206L103 205V207H99V201L97 202L96 200V202L98 203V205H95V201H93L91 198H90V195L89 196H87V194L85 195V194H83L84 192H82V191H80V190H78ZM97 188V189H96ZM104 189V191H103V189ZM105 188H106V190H105ZM110 188V189H109ZM111 188H113V189H111ZM115 188H116V190H115ZM118 188V189H117ZM128 188V189H127ZM185 188V189H184ZM192 188V189H191ZM197 188V189H196ZM207 188L209 189V190H207ZM214 188H216V189H214ZM221 188V189H220ZM222 188H224L223 190H222ZM234 188V189H233ZM237 188V189H236ZM240 188V189H239ZM255 190H254V189ZM260 188H262V189H260ZM30 189V190H29ZM78 190V192H77V190ZM95 189H96V192H98V193H96L95 192ZM201 189V190H200ZM204 189H206V190H204ZM219 189V190H218ZM229 189V190H228ZM239 189V190H238ZM244 189V190H243ZM260 191H259V190ZM16 191V190H18V191H16L15 193H14V191ZM22 190V191H21ZM29 190V191H28ZM56 192H55V191ZM58 190V191H57ZM61 190V191H62ZM92 190H94V191H92ZM97 190H99V191H97ZM194 190V191H193ZM200 190V191H199ZM211 190V191H210ZM213 190H215V191H213ZM217 190V191H216ZM250 190V191H249ZM252 190V191H251ZM256 190H257V192H256ZM32 192V194H30L31 192ZM52 191H54V192H52ZM111 191V192H110ZM141 191V192H140ZM197 191V192H196ZM198 191H199V193H198ZM202 191H204V192H202ZM209 191V192H208ZM216 192V193H213V192ZM224 191V192H223ZM228 191H230V193L228 192ZM232 191V192H231ZM239 191V192H238ZM248 191V192H247ZM261 191L263 192V193H261ZM4 192H6V193H4ZM9 192V193H8ZM11 192V193H10ZM18 192V193H17ZM26 194H25V193ZM38 192V193H37ZM69 192V193H70ZM80 192H81V194L82 195H85L84 197L86 198V200H85V198L81 195L80 196ZM100 192V193H99ZM125 192V193H124ZM188 192V193H187ZM193 193V195H192V193ZM211 192V193H210ZM240 192H241V194H243V196L240 194ZM245 192H247V194H249V195H247V194H245ZM251 192H254V193H251ZM12 193H14V194H12ZM21 193H23L22 195L23 196H21ZM37 193V194H36ZM41 193V194H40ZM74 193V194H73ZM120 193V194H119ZM121 193H122V195H121ZM201 193V194H200ZM220 193V194H219ZM221 193H222V195H221ZM259 195H258V194ZM35 194V195H34ZM60 199V197H61V195H62V197H61V201H63L62 203L64 204V205H68L69 207H70V210L73 212V213H75V211H77L76 213H77V215H76V213L75 214H73V216L75 217V216H79L80 215V213H83V212H85V214L87 213V211H88V213L90 212L91 213V211H99V212H101L102 213V215L103 216H105L104 217V219H106L107 221L109 220V226H108V228L107 227H104V226H107V223H106V220L105 221H103L104 219L102 218L100 221H99V219H100V216L101 215H99V214H97L96 215V213H95V215H96V217H98L99 219L97 220V218L94 220V219H91V218H95V216H94V213L92 212L91 214H93L92 216H91V214H89L88 215V213H87V215H85L86 217H83L84 216V214H81L82 216L81 217H83V220H86V222L84 223L83 221L82 222H77V226H78V228L77 227H74L73 225L76 223V222H74L73 223V227L71 226V225H68L67 227H69V226H71L72 227V229L70 228H67L68 230V232L70 231V230H73V231H70V232H73V233H68L69 235H71V234H73L76 238H78V235L80 236L81 235V237H79L80 238V240L79 239H77V241H79L80 243H82V242H86L87 241V238H88V240L92 237V238H94L95 236H96V234L98 233V231H97V233L96 232H94V231H96L99 227V229H101V230H99L100 232H99V236H101V237H103V238H99V236L97 235L96 237H98L99 239H102V241H103V239L104 240H106V242L104 241L103 242V244H105L106 246H107V244L106 243H108V245L109 246H105V245H101V243H99V240H98V243H97V241H95V240H92V238L90 239L91 241H94L93 242V244H92V242H89V241H87L86 243L88 244V242L89 243H91L90 245H91V247L93 246V245H95L96 243L97 244H99V245H96V246H99V247H97V248H99V250L101 251H99V250H97V248L96 249H94V247L95 246H93V249H91V247H89V245H87L86 243V245L84 244V243H82L81 244V246H79L80 244H78L79 242H76L75 243V245L77 244L78 245V247L80 248V250H82L83 251V254L82 253H79V252H81L79 249V252H76V251H78V250H76L77 249V247H76V249H70V250H68V248L69 247H71L72 248V246H74V245H72V244H74L73 242L76 240V238H74L73 239V235H71V236H69V239L71 240L72 239V242L68 239L67 240V242L69 241L70 242V244H71V246H69L70 244H68V247L66 248L67 250H63V248H65V247H62V250L60 249V247L63 245V246H67V243L65 242V240L67 239V237H64V239L62 238V237H60L59 236V234H57L58 233V230H55V229H57L58 227H57V225H55L56 226V228H55V226H53V224H55V223H53V221H51V223H50V225H49V227L48 226H46L47 224L45 223V222H47L48 221V218H50V217H48L47 218V216H46V213H47V215L48 216H51V215H56V213H59V211H60V207L61 206H63V204H61L60 205V201H59V199H58V201L60 202H57V201H55L57 198H56V196ZM100 194V197L99 196H97V195H99ZM111 194V195H110ZM115 194V195H114ZM119 194V195H118ZM129 194V195H128ZM137 194V195H136ZM141 194H143V195H141ZM147 194V195H146ZM196 194H198V196L196 195ZM204 194V195H203ZM225 194H226V196H225ZM229 194V195H228ZM231 194V195H230ZM254 194H257V195H255L254 196ZM7 195V196H6ZM12 195H14V197H12ZM17 195H18V197H17ZM25 195V196H24ZM29 195H31V196H29ZM33 195V196H32ZM39 195H40V197H39ZM43 195V196H42ZM52 195H53V197H52ZM77 195V196H76ZM108 195V196H107ZM117 195H118V198H117ZM124 195H125V197H127V201L126 200H124V198H122V197H124ZM140 195V196H139ZM203 195V196H202ZM212 196V198H211V196ZM228 195V196H227ZM235 195V196H234ZM237 195V196H236ZM27 196H28V198H27ZM37 198V199H35V197ZM74 198H73V197ZM79 196L81 197V198H83L84 200H82V201H85V203H87L88 201H89V203L90 202H92V205L91 206H93V207H91V208H93V210L92 209H90L89 207H90V204L89 203H87V205H85V209L84 210H86V209H88L89 208V210H87V211H84V210H81L82 208H83V203L84 202H82L80 199L81 198H79ZM115 196V197H114ZM139 196V197H138ZM195 196V197H194ZM198 198H197V197ZM210 196V197H209ZM225 196V197H224ZM232 196H233V198H232ZM245 196H246V198H245ZM251 196H253V199H252V197ZM261 196V197H260ZM2 197H4V199L2 198ZM17 197V198H16ZM31 197V198H30ZM32 197H34V198H32ZM42 197H44V198H42ZM64 197V198H63ZM88 197V198H87ZM108 197V198H107ZM120 197V198H119ZM130 197V198H129ZM193 199H192V198ZM205 197H207V198H205ZM208 197H209V199H208ZM214 197V198H213ZM244 199H243V198ZM247 197H248V199H247ZM249 197H250V199H249ZM26 200H25V199ZM38 198H40L39 199V201L41 200V198H42V201H43V199L45 200V201H47L48 202V204L49 205H47V203L46 204H44L43 205V203L45 202V201H41V202H38ZM47 198V199H46ZM51 198V199H50ZM76 198V199H75ZM79 198V199H78ZM90 198V199H89ZM105 198V199H104ZM122 198V199H121ZM140 198V199H139ZM143 198V199H142ZM190 198V199H189ZM219 198H221V199H219ZM226 198H227V200H226ZM8 199H10V200H8ZM55 199V200H54ZM63 199V200H62ZM78 199V200H77ZM107 199V200H106ZM118 199L120 200H124V201H126V202H128L129 200V202L128 203H124V201H119V204H117V202H118ZM131 199L133 200L132 202H131ZM195 199H196V201H195ZM199 199V200H198ZM206 199H208V201L206 200ZM211 199V200H210ZM215 199V200H214ZM233 199H235V201L233 200ZM242 199V200H241ZM6 200V201H5ZM30 200H32L33 202L32 203H30L31 201ZM51 200V201H50ZM75 200H77V202L75 201ZM88 200V201H87ZM104 200H106V202H108L107 204L104 202ZM111 200V201H110ZM139 200V202H137ZM141 200V201H140ZM192 200V201H191ZM247 201L249 204H251V205H249L247 202H245V201ZM253 202H255L256 203V201L255 200H257L258 201V203H253ZM11 201H14V203L13 202H11ZM42 203V204H40V205H37L38 203ZM71 201H73L74 203H75V206H74V204H73V202L72 203H70ZM79 201H81V202H79ZM87 201V202H86ZM115 201V203H113ZM144 201H145V203H144ZM207 201V202H206ZM215 201H216V203H215ZM224 201V202H223ZM229 201H231V202H229ZM243 201V202H242ZM20 202H21V204H20ZM50 202V203H49ZM51 202H52V204H51ZM57 203V205L59 204L60 205V207L59 208H57V205H53V203ZM130 202L131 203H134L133 205H136V204H141V202H142V204L141 205H136V206H131L132 204H130ZM137 202V203H136ZM193 202V203H192ZM194 202H195V205H194ZM205 202V203H204ZM219 202H221V203H219ZM239 202H241L242 203V205H241V203H239ZM259 202H260V204H259ZM3 203V204H2ZM9 203V204H8ZM28 203H29V207H28ZM54 203V204H55ZM78 203V204H77ZM81 203V204H80ZM84 203V204H85ZM93 203H94V205H93ZM96 203V204H97ZM103 203H105V204H103ZM111 203V204H110ZM143 203H144V205H143ZM192 203V204H191ZM207 203V204H206ZM211 203V204H210ZM223 203V204H222ZM246 203H247V205H246ZM15 204V205H14ZM26 205L25 207H24V205ZM32 204V205H31ZM33 204H35V205H33ZM51 204V205H50ZM109 204V208H108V205ZM119 206V207H121L120 209L117 207V205ZM122 204H125L124 206L122 205ZM130 204V205H129ZM203 204V205H202ZM209 204V205H208ZM216 204V205H215ZM219 204V205H218ZM222 204V205H221ZM226 204V205H225ZM234 204V205H233ZM8 205V206H7ZM12 205H13V208L11 209V208H9V207H12ZM47 205V206H46ZM53 205V206H52ZM121 205V206H120ZM143 205V207H141ZM153 205V206H152ZM187 205V206H186ZM189 205V206H188ZM191 205H193V206H191ZM196 205H198V207L196 206ZM206 205H207V207H206ZM228 205V206H227ZM262 205V206H261ZM22 206V207H21ZM33 206V207H32ZM36 206V207H35ZM38 206H43L44 207V209H43V207L42 208H38ZM49 206V208H47ZM66 206H64V207H66ZM67 206V207H68ZM95 206V207H94ZM106 206V207H105ZM111 206H112V208L114 209V210H116V212H118V214H120L121 212H122V215L125 213L126 214V210L128 209V211L130 212V213H127L126 215V219L128 220V218H130L131 216V214L133 213V211H134V215H132V216H134L133 217V219H132V217L130 218V220H126L127 222H128V224H126L127 222L124 220V216H125V214L123 215V218H122V220L124 221V222H126V223H124V222H122V220H121V218L120 217H122V215L120 216L119 215V219H120V221L118 220V218H116L115 220H110L109 218H111V219H114L118 214L111 208ZM114 206V207H113ZM123 206V207H122ZM133 207V209H131L132 211H130V208L131 207ZM216 206H218V207H216ZM225 206H226V208H225ZM237 206V207H236ZM249 207V209H251V210H249L248 209V207ZM253 206H257L256 208L255 207H253ZM258 206H259V208H258ZM14 207H15V209H16V207H20L19 209H16L15 211H14ZM32 207V208H31ZM52 207H54L53 209H50V208H52ZM73 207H75V208H73ZM80 207H81V209H80ZM87 207V208H86ZM126 207H127V209H126ZM130 207V208H129ZM134 207H137V208H135L134 209ZM139 207V208H138ZM188 207V208H187ZM195 209H194V208ZM211 207H213V208H211ZM236 207V209H233V208H235ZM239 207V208H238ZM244 207H245V209H244ZM6 208V209H5ZM21 208H23V210L21 209ZM29 208V209H28ZM35 208V209H34ZM62 208V207H61ZM78 208V209H77ZM100 208V209H99ZM116 208H118L119 210L117 211V209ZM122 208H123V210H122ZM189 208H191V209H189ZM198 208V209H197ZM204 208H206L205 210H204ZM208 208V209H207ZM217 208V209H216ZM219 208V209H218ZM9 211H12L11 212V214L9 213V212H7L8 210ZM24 209H27L28 211H24ZM32 209V210H31ZM39 209H40V211H39ZM42 209V210H41ZM46 209V210H45ZM69 209V208H68ZM73 209H74V211H73ZM107 209V212L105 211ZM109 209V210H108ZM112 209V210H111ZM124 209H126L125 211H124ZM136 209H138L137 211H136ZM140 209H142V210H140ZM190 210V212H189V210ZM212 209V210H211ZM222 209H223V211H222ZM226 209V210H225ZM231 209V210H230ZM248 209V210H247ZM5 210V211H4ZM19 210H22L24 213H25V215H24V213L22 212V211H19ZM55 210H57V212L55 211ZM70 210L67 212L68 214H70V217H73V216H71V213H69L70 212ZM91 210V211H90ZM103 210H104V212L105 213H103ZM111 210V212H109ZM122 210V211H121ZM185 210V211H184ZM214 210V211H213ZM218 210H220L219 212H218ZM235 210L237 211V212H235ZM247 210V211H246ZM258 210V211H257ZM262 210V211H261ZM16 212V214L14 213V212ZM32 211H34V212H32ZM38 211V212H37ZM45 211V212H44ZM51 211V212H50ZM81 211V212H80ZM83 211V212H82ZM97 211V212H98ZM114 211V213H115V215L114 214H112L113 216H111V214L110 213H112ZM144 211V212H143ZM153 211V212H152ZM182 211V212H181ZM184 211V212H183ZM188 212V214L186 215V213ZM205 211V212H204ZM208 211V212H207ZM217 211V212H216ZM232 213H231V212ZM240 211V212H239ZM241 211H242V213H241ZM249 211V212H248ZM260 211V212H259ZM4 212V213H3ZM28 212V213H27ZM79 212V213H78ZM98 212V213H99ZM140 212V213H139ZM186 212V213H185ZM192 212V213H191ZM203 212V213H202ZM207 212V213H206ZM210 212V213H209ZM234 212V213H233ZM245 212V213H244ZM248 212V213H247ZM258 212V213H257ZM5 213H8V214H6V215H4ZM21 213V214H20ZM27 213V214H26ZM34 213V214H33ZM38 213V214H37ZM49 213V214H48ZM52 213V214H51ZM139 213V214H138ZM143 213V214H142ZM145 213V214H144ZM150 213H152V214H150ZM154 213H155V215H154ZM183 213V214H182ZM215 213H217V214H215ZM231 213V214H230ZM239 213V214H238ZM244 213V214H243ZM251 213V214H250ZM261 215H260V214ZM4 215V218L3 217H1V215ZM12 214L14 215L15 214V216H13L12 218H11V216H12ZM18 214V215H17ZM42 214H45L44 215V217H43V215ZM79 214V215H78ZM109 214V215H108ZM128 214H130L129 216H128ZM140 214H141V216H140ZM210 214V215H209ZM213 214V215H212ZM214 214H215V216H214ZM223 214V215H222ZM225 214V215H224ZM253 214H254V218H253ZM257 214V215H256ZM263 214V215H262ZM21 217H20V216ZM26 216V218L24 217V216ZM33 215V216H32ZM38 215H40V216H38ZM149 215V216H148ZM178 215V216H177ZM181 215V216H180ZM182 215H186L185 217L184 216H182ZM203 215V216H202ZM204 215H206L207 216V218L204 216ZM210 217H209V216ZM221 215V216H220ZM230 215H232L231 217H230ZM233 215H235V218H234V216ZM243 215H245V216H243ZM32 216V217H31ZM42 216V217H41ZM87 216L93 221L94 220V224L93 225H91L90 224V222H91V220H90V222H89V218H87ZM115 216V217H114ZM136 216H140V217H136ZM147 216V217H146ZM151 216V218H149ZM154 216V217H153ZM215 217V220L213 219V217ZM219 216V217H218ZM229 216V217H228ZM238 218H237V217ZM247 216V217H246ZM252 216V217H251ZM261 216V217H260ZM9 217V219H6V218H8ZM16 217V218H15ZM20 219V218H22V221L21 222H23V223H21L20 222V220L18 221V218ZM34 217V218H33ZM36 217H38V218H36ZM41 217V218H40ZM53 217V216H52ZM55 217V216H54ZM108 217V218H107ZM114 217V218H113ZM128 217V218H127ZM156 217H158V218H156ZM160 217V218H159ZM195 218V220H194V218ZM201 219H200V218ZM224 217H226V218H224ZM244 217H245V221L243 220L244 219ZM263 217V218H262ZM14 218V219H13ZM24 218H25V220H24ZM29 218V219H28ZM45 218H47V221H44V220H46ZM87 218V219H86ZM137 218H139L138 219V221L137 220H135V219H137ZM147 218V219H146ZM175 218V219H174ZM177 218V219H176ZM191 218V219H190ZM228 218L230 219V220H228ZM240 218H242V219H240ZM260 218V219H259ZM4 221H3V220ZM17 221H16V220ZM36 219V220H35ZM154 219V220H153ZM159 219H160V221H159ZM198 221H197V220ZM208 219V220H207ZM210 219H213V220H210ZM220 219V220H219ZM227 219V220H226ZM236 220V221H233V220ZM237 219H239V220H237ZM251 219H253L252 221H251ZM9 220H10V222H9ZM24 220V221H23ZM27 220V221H26ZM28 220H30V221H28ZM82 220V218H80V221ZM97 220V221H96ZM118 220V221H117ZM132 220H133V222L134 221H136V222H134V223H132ZM155 220H156V222H155ZM165 220V221H164ZM172 220V221H171ZM186 220V221H185ZM191 220V222H190V224H189V221ZM207 222H206V221ZM210 220V222L208 223V221ZM258 220V221H257ZM45 223H43V222ZM98 221L100 222V223H98ZM101 221H103L102 223L103 224H101ZM147 221V222H146ZM171 221V222H170ZM177 221V223H175ZM211 221H215V223L214 222H212L213 223V225L215 226H213V225H211ZM230 221V222H229ZM240 221V222H239ZM242 221H243V223H242ZM249 221V222H248ZM255 221V222H254ZM261 223H260V222ZM1 222H2V224H1ZM3 222H5V223H3ZM13 222V223H12ZM19 222H20V224L21 225H18L19 224ZM88 222V224H86ZM114 224V226H113V224ZM115 222H116V224H115ZM119 224H118V223ZM153 222V223H152ZM155 222V223H154ZM174 222V223H173ZM184 222V223H183ZM188 222V223H187ZM199 222V223H198ZM232 222V223H231ZM251 222V223H250ZM253 222H254V224H253ZM259 222V223H258ZM18 223V224H17ZM29 223V224H28ZM42 223V224H41ZM48 223H49V221H48ZM93 223V222H92ZM98 223V225L96 226V224ZM104 223H106V224H104ZM123 223V224H122ZM130 223V224H129ZM132 223V224H131ZM137 223H139V224H137ZM196 223H197V225H196ZM202 225H201V224ZM208 223V224H207ZM218 223H220V224H218ZM222 223V224H221ZM223 223L225 224H227V225H223ZM233 223H234V225H233ZM238 225H237V224ZM240 223H242L243 225H241ZM244 223H245V225L246 226H248V227H246V228H248L249 230H247V229H245L243 226H244ZM256 223V224H255ZM258 223V224H257ZM8 225V227H7V225ZM33 224V225H32ZM39 224V225H38ZM51 224H52V226L54 227H51ZM83 226L84 227V229L80 226ZM83 224V225H82ZM99 224H101V225H99ZM126 225L127 227H128V225H131V227L129 226V228L127 229V227L126 226H123V225ZM142 224V225H141ZM164 224V225H163ZM217 224V225H216ZM231 224V225H230ZM239 224L242 226V228L243 229H241V232H240V227H237L238 228V230H236V231H233V230H235V228H236V226H239ZM253 226H252V225ZM260 224H261V228H258V227H256V226H259L260 227ZM263 224V225H262ZM36 225V226H35ZM43 225H45V226H43ZM85 225V226H84ZM89 225H91V227L88 226ZM110 225H112L113 227H115L116 225V228H118L119 227V225L121 226L120 228H118V230L120 229V232L118 231L117 232V229L116 228H113L112 226H111V228H110ZM140 225V226H139ZM157 225V226H156ZM166 225V226H165ZM168 225H170V226H168ZM204 225V226H203ZM208 225V226H207ZM209 225H211V226H209ZM218 225H220L221 227H219ZM228 225H230L231 227H232V229H230L231 227H229ZM236 225V226H235ZM11 226H13L12 228H11ZM32 226V227H31ZM40 226V227H39ZM45 227V230L46 231H43L44 230V228L43 227ZM76 226V225H75ZM92 226H96V230H94L95 229V227L93 228ZM134 228H133V227ZM136 226V227H135ZM151 226V227H150ZM153 226V227H152ZM161 226V227H160ZM175 227V228H173V227ZM183 226V227H182ZM218 226V227H217ZM227 226V227H226ZM86 227V228H85ZM123 227H125L127 230L125 231V228L124 229H122ZM149 227V228H148ZM167 227V228H166ZM204 227V228H203ZM206 227H208V228H210V227H213V228H215L216 229V231L212 228H210V229H208V228H206ZM226 227V228H225ZM252 227V228H251ZM263 227V228H262ZM88 228V229H87ZM89 228H92V229H89ZM104 228L105 229H107V231L106 230H104ZM114 230H113V229ZM130 228H132V229H130ZM156 228H159V229H156ZM161 228V229H160ZM183 228V230H181V229ZM190 228V229H189ZM206 228V229H205ZM227 228H229V229H227ZM236 228V229H237ZM258 228V229H257ZM2 229L3 228H1V226H0V230L2 231ZM4 229H3V231H4ZM19 229H21V230H19ZM34 229V230H33ZM43 229V230H42ZM85 229H87V230H85ZM102 229L104 230V234H106L107 236H105L104 234H103V232H102ZM108 229H110V230H112V232H109V230ZM131 231H130V230ZM177 230L176 231V233H175V230ZM202 229V230H201ZM204 229V230H203ZM221 229H223L222 231H221ZM252 229V230H251ZM262 229V230H261ZM36 230V231H35ZM40 232H39V231ZM56 232H55V231ZM81 230V231H80ZM83 230V231H82ZM91 231V232H88V231ZM115 230H116V233H115V235L113 234V232H115ZM149 230V231H148ZM170 230V231H169ZM188 230V231H187ZM190 230V231H189ZM191 230H192V232H191ZM207 230H208V232H207ZM227 230H229V231H227ZM245 230H246V232H245ZM258 230V231H257ZM7 231H9L10 232V234H9V232L7 233ZM85 231H87L88 233H89V235H91V236H88V233H86ZM125 232L124 234H118V233H122V232ZM127 231H129V232H127ZM135 231V232H134ZM151 231V232H150ZM155 233H154V232ZM162 231V232H161ZM167 231V232H166ZM174 231V232H173ZM180 231V232H179ZM185 231V232H184ZM187 231V232H186ZM219 231H221V232H219ZM227 231V232H226ZM248 231V232H247ZM249 231H251V232H249ZM255 231V232H254ZM262 231V232H261ZM16 232H17V234H16ZM34 233V236H33V233ZM47 232V233H46ZM50 232H51V234H50ZM76 232V233H75ZM79 232V233H78ZM81 232V233H80ZM84 232V235H82V233ZM131 232V233H130ZM135 233V235H136V233H138L136 236L134 235V233ZM148 232V233H147ZM170 232V233H169ZM179 232V233H178ZM195 232H196V234H195ZM200 232H203V234H201ZM211 232V233H210ZM217 232V233H216ZM219 232V233H218ZM231 234H230V233ZM233 232V233H232ZM235 232H236V234H235ZM249 233L248 235H250V237H247V234H244V233ZM254 232V233H253ZM258 232V233H257ZM260 232H261V234H260ZM12 233V234H11ZM23 233V234H22ZM26 233H28V235L26 234ZM31 233V234H30ZM55 235H54V234ZM92 233V234H91ZM96 233V234H95ZM107 233H110V236H109V234H107ZM133 233V234H132ZM142 233V235H140ZM166 233H167V235H166ZM169 233V234H168ZM175 233V234H174ZM183 233H185V234H183ZM200 233V234H199ZM216 233V234H215ZM227 233H229V234H227ZM237 233H242V234H238L237 235ZM255 233H257V234H255ZM263 233V234H262ZM20 234H22V235H20ZM39 234V235H38ZM45 234H47V235H45ZM50 234V235H49ZM93 234H95V235H93ZM101 234H103V235H101ZM129 234V235H128ZM154 234V235H153ZM156 234V235H155ZM181 234V235H180ZM188 234H193V236H191V235H188ZM214 236H213V235ZM224 236H222V235ZM227 234V235H226ZM252 234V235H251ZM260 236H259V235ZM28 237V238H31V239H33L32 237H34V240H35V242H33V240H30V239H28L26 236ZM37 235V237L35 238V236ZM52 235H53V237L55 238H53L52 237ZM85 235L87 236V238H85ZM112 235H113V237L114 236H118V237H114V239H116L117 241H115L114 242V240H113V237H112ZM125 235L127 236L128 235V237H125ZM160 235V236H159ZM166 235V236H165ZM170 235V237H168ZM171 235H173V236H171ZM180 235V236H179ZM202 235V236H201ZM207 237H206V236ZM219 235V236H218ZM234 235V237H232ZM244 237V239L245 238H247V239H243V240H241V238L240 237H242V236ZM253 235H255V236H253ZM3 236V237H4ZM19 236V237H18ZM22 238H21V237ZM43 236V237H42ZM46 236V237H45ZM57 236H59L60 238H61V240L59 241V237H57ZM94 236V237H93ZM132 236V237H131ZM133 236L135 237V238H133ZM143 236V237H142ZM148 236V237H147ZM152 238V236H154V238L157 236V238H158V240H157V238L156 239H152L151 240V238ZM164 236V237H163ZM198 236H200V237H198ZM218 236V237H217ZM229 236H231V238L229 237ZM246 236V237H245ZM253 236V237H252ZM25 237H26V239H25ZM51 237V238H50ZM71 237V238H70ZM83 237V238H82ZM90 237V238H89ZM106 237H110V240H108V238L106 239ZM112 237V238H111ZM123 237V238H122ZM145 237V238H144ZM146 237L148 238V240H146ZM173 237V238H172ZM181 237H183V238H181ZM188 237V238H187ZM213 237V238H212ZM221 237L223 238L222 240H220L219 241V239H221ZM226 237H229L228 238V240H226L225 238ZM238 237V238H237ZM256 237H258V238H256ZM20 238V239H19ZM52 238H53V241L54 240H56L57 242L59 241V243H57V245H56V241H52L56 246H57V248H59L58 250L56 249V247H55V245H53V243L51 242V240H52ZM57 238V239H56ZM121 238V239H120ZM125 238H126V240H130L129 242H127L126 240H125ZM133 238V239H132ZM140 238V239H139ZM149 238H150V241H149ZM160 238H161V240H162V242H161V240H160ZM165 238V239H164ZM168 238V239H167ZM176 238H181V239H176ZM187 238V239H186ZM203 238V239H202ZM215 238V239H214ZM234 238V239H233ZM250 238V239H249ZM251 238H253L252 239V241H251ZM254 238H255V240L256 241H258V240H261V242L259 241V242H257V244L258 243H260L261 245H262V247L260 248V250L258 249L259 248V245L260 244H256V247H255V243H256V241L254 240ZM0 239V242H2V240ZM21 239H23V240H21ZM86 239V240H85ZM125 241H124V240ZM132 239V240H131ZM142 239V240H141ZM175 239V240H174ZM211 239V240H210ZM218 239V240H217ZM251 241V243H249V246H250V248H249V246H248V243H247V241L248 242H250L249 240ZM4 240H6V243H5V241ZM38 240V241H37ZM62 240H63V242H62ZM120 240V241H119ZM135 240V241H134ZM139 240V241H138ZM140 240H141V242H140ZM146 241V242H142V241ZM153 240H155V242L153 241ZM165 240V241H164ZM179 240V241H178ZM181 240H182V242H181ZM186 240V242L187 243H190V246H189V244H183V243H186V242H184ZM188 240V241H187ZM194 240V241H193ZM196 240V241H195ZM201 240V241H200ZM213 240V241H212ZM216 240V241H215ZM233 240V241H232ZM235 240V241H234ZM242 242H240V241ZM21 241V242H20ZM27 241H29L28 243H27ZM102 241H100V242H102ZM109 241L110 242H112V243H109ZM133 241V242H132ZM152 241H153V243H155L154 245L152 244ZM165 243H164V242ZM166 241H168V242H166ZM192 241V242H191ZM198 241V242H197ZM255 241V242H254ZM14 242H12L13 244H14ZM31 242H33L34 243V245H33V243H31ZM46 242H48V243H46ZM62 242V243H61ZM68 242V243H69ZM96 242V243H95ZM117 242V243H116ZM126 242V243H125ZM134 243V242H136V244L134 245H132V248H131V245L130 244H132V243ZM149 242V243H148ZM171 242V243H170ZM175 242V243H174ZM177 242V243H176ZM181 242V243H180ZM210 242V243H209ZM219 242V243H218ZM227 242V243H226ZM234 242H235V244H234ZM141 243V244H140ZM145 243V244H147L146 245V247L147 246H149L150 245V243H151V248L150 247H145L147 250H145V248H142L143 247V244ZM164 243V244H163ZM174 243V244H173ZM195 244V246H194V244ZM232 243V244H231ZM245 243V244H244ZM5 244V245H4ZM18 244V245H17ZM33 245V246H35V248L34 247H32L31 245ZM44 245V247H43V245ZM46 244V245H45ZM51 244V245H50ZM66 244V245H65ZM115 244V245H114ZM144 244V245H145ZM149 244V245H148ZM161 244H163V247H162V245ZM181 244H183V246L181 245ZM199 244V245H198ZM207 244V245H206ZM237 244V245H236ZM247 244V245H246ZM252 244V245H251ZM264 244V243H263ZM122 245V246H121ZM125 245V246H124ZM127 245L129 246V247H127ZM139 245V246H138ZM153 245V246H152ZM161 245V246H160ZM165 245V246H164ZM178 245H180V247H178ZM192 245H193V247H192ZM223 245V246H222ZM224 245H226V246H224ZM240 245V246H239ZM246 245V248L244 247ZM3 246H4V248H3ZM6 246V247H5ZM42 246V247H41ZM55 248H54V247ZM85 246H88L89 247V249H90V251H89V249H87ZM100 246L103 248V246H104V248L103 249H100ZM120 246V247H119ZM136 246H138V247H136ZM140 246H142V247H140ZM243 246V247H242ZM258 246V247H257ZM40 247H41V249H42V251H41V249H40ZM109 247V248H108ZM125 247V248H124ZM133 247H134V249L137 251V253L135 254V256H133L134 255V253H135V251H134V249H133ZM141 249H140V248ZM155 247V248H154ZM197 247H198V249H197ZM207 247H209V248H207ZM214 247V248H213ZM232 247H234L233 249H232ZM235 247H237V248H235ZM240 247H242V248H240ZM252 247V248H251ZM253 247H255V254H253V252H254V250H253ZM45 249V252L43 251L44 249ZM73 248H75V247H73ZM87 249V252H84V251H86V249ZM115 248V249H114ZM137 248H139V249H137ZM179 248V249H178ZM182 248H183V250H182ZM184 248H185V250H184ZM186 248L188 249V250H186ZM194 248H196V249H194ZM212 250H211V249ZM223 248V249H222ZM244 248V249H243ZM250 249V250H247V249ZM40 249V251L41 252H39L38 250ZM51 249V250H50ZM108 249V250H107ZM118 249V250H117ZM132 249V250H131ZM145 251H144V250ZM154 249H155V251H154ZM165 248H164V250H166ZM200 249V250H199ZM210 249V250H209ZM218 249V250H217ZM241 249H243V250H241ZM251 249H252V251H251ZM75 250V251H74ZM96 250V251H95ZM105 250L106 252H107V254H103L104 252L103 251ZM125 250H127V251H125ZM130 252H132V253H130ZM139 250V251H138ZM141 250H142V252L144 251L145 252V254H147L146 256H144L143 255V253L141 252ZM158 250L160 251L159 253H158ZM181 250H182V252H181ZM214 250V251H213ZM223 250V251H222ZM24 251H25V253L27 252V254H25L24 253ZM35 251V252H34ZM72 251L74 252V253H72ZM119 251V252H118ZM134 251V252H133ZM194 251V252H193ZM234 251H235V253H234ZM245 251L247 252L246 254H245ZM248 251H250L249 253H248ZM259 251H260V253H259ZM18 252L24 257V255H28V252H29V255L26 257L28 260H30V261H27V260H25L24 258H21L22 256L19 254L18 255ZM23 252V253H22ZM34 252V253H33ZM59 252V251H58ZM59 252V253H60ZM103 252V253H102ZM108 252H109V254H108ZM139 252V253H138ZM156 252H155V256L157 257V254H156ZM186 252H187V254H186ZM206 252V253H205ZM215 252H217V253H215ZM240 252V253H239ZM242 252H244V253H242ZM252 252V253H251ZM11 253H12V255H11ZM59 253H57V255L55 254L54 256H55V258H56V256H58V258H59ZM65 253V252H64ZM64 254V256H66V257H70V254ZM118 253V254H117ZM129 253V254H128ZM182 253V254H181ZM207 254V255H205V254ZM215 253V254H214ZM233 255H235V256H233ZM257 253H259L258 254V256L256 255ZM8 254H10V255H8ZM37 254V255H36ZM43 254V255H44ZM61 254V253H60ZM63 254V253H62ZM72 254H75V255H72ZM82 254V255H81ZM111 254V255H110ZM120 254H121V256H120ZM131 254V255H130ZM139 254H141L139 257H138V255ZM150 255V259H152V260H150L149 258V262L147 263V261L145 262V264L147 263V264H151V263H153V264H155V263H157L158 261L160 262V263H163L164 264V262H165V264H168L167 262H169V258H166V260L167 261H165L164 260V262H161L160 261V259H165L164 257L162 258L161 256H162V254H160V256H158V258L159 257H161V258H159V259H154V258H152L153 257V255ZM176 254V255H175ZM187 255V256H185V255ZM213 254V255H212ZM230 254V255H229ZM14 255V256H13ZM32 255V256H31ZM53 255H51V257L53 256ZM81 255V256H80ZM102 255H103V257H102ZM109 256V257H107V256ZM137 255V256H136ZM175 255V256H174ZM190 255H191V257H190ZM226 255V256H225ZM239 255V256H238ZM19 256H21V257H19ZM35 256V257H34ZM42 256V255H41ZM40 256V257H41ZM100 256V257H99ZM104 256H105V258H104ZM113 256V257H112ZM117 256H119L118 258H117ZM125 256V257H124ZM133 256V257H132ZM142 256V257H141ZM144 256V257H143ZM164 256V255H163ZM177 256V257H176ZM180 256H182V257H180ZM212 256V257H211ZM233 256V257H232ZM238 256V257H237ZM242 258H241V257ZM249 256H251V257H248ZM256 256V257H255ZM12 259H11V258ZM17 258L18 259V257H19V259L18 260H16V259H14V258ZM30 259H29V258ZM71 257V258H72ZM78 257V258H79ZM84 257H86V260L84 259ZM102 257V258H101ZM129 257V258H128ZM136 257H138L139 259L138 260H136ZM140 257H141V260H142V262L141 261H139L140 260ZM166 257V256H165ZM175 257V258H174ZM183 257L185 258V259H187V260H189V261H185L184 259H183ZM228 257V258H227ZM257 257H258V259H257ZM3 258V259H2ZM9 258V259H8ZM53 259L52 260H54L55 258L54 257H52ZM92 258V259H91ZM100 258V259H99ZM104 258V259H103ZM116 258V259H115ZM128 260H126V259ZM225 258H227V259H225ZM232 260H231V259ZM237 258V259H236ZM239 258V259H238ZM6 259V260H5ZM129 259H131V260H129ZM183 259V260H182ZM204 259H207V260H204ZM223 259H224V261H223ZM247 259H250L249 260V262H248V260ZM251 259L254 261H251ZM9 260L11 261L12 260V263H10L9 262ZM85 260V261H84ZM112 260V261H111ZM117 260H118V262H117ZM153 260L154 261H156L157 260V262H153ZM180 260V261H179ZM182 260V261H181ZM214 260V261H213ZM227 260H231L230 262L229 261H227ZM239 262H238V261ZM241 260H242V262H241ZM258 260V261H257ZM264 260V259H263ZM6 261L8 262V263H6ZM21 261L19 262L20 264H23V263H21ZM99 261V262H98ZM129 261H131V262H129ZM144 261H145V259H144ZM194 261H195V263H194ZM203 261H204V263H203ZM205 261H207V263H205ZM221 261V262H220ZM225 261H227V262H225ZM234 261V262H233ZM238 263H237V262ZM247 261V262H246ZM257 261V262H256ZM16 262V263H15ZM85 262V263H84ZM128 262V263H127ZM135 262V263H134ZM158 262V263H159ZM169 262V264H172V263H170ZM186 262V263H185ZM253 262V263H252ZM40 263H42V261L41 262H39V264ZM157 263V264H158ZM18 264V263H17ZM36 264V263H35ZM38 264V263H37Z\"/></svg>",
	"mask_w": 264,
	"mask_h": 264
},
{
	"label": "bare ground",
	"instance_id": "obj_2",
	"mask_svg": "<svg viewBox=\"0 0 264 264\" xmlns=\"http://www.w3.org/2000/svg\"><path fill=\"white\" fill-rule=\"evenodd\" d=\"M1 1V0H0ZM2 1H5V3L4 4H2V5H4V7L3 6H1V8L3 7V9H1V11H0V17H3L2 16V13L4 12V11H9V13H11V12H13V13H15V15H17L16 16V18H15V20L13 21V18H12V21L13 22H11L10 23V21L8 22H6L7 24H9L10 23V25L8 26V27H0V34H4V33H6V35H7V32H8V34H9V32H11L12 33V35H13V38H15V41L17 42V39H16V37H18V36H24V35H31V34H34L35 36L37 35L36 33L37 32H39V30H42V28H43V26H45V27H49L48 29L47 28H43L44 29V32H42V31H40V32H42V40L41 39H39L38 40V42H36L35 40H33L32 38H31V36H29V38H31L30 40H31V42H29V43H27V44H29L30 45V47H31V45H32V40L33 41H35L36 43H33L34 45V47H31L32 48V51L35 53V51L38 49V51H39V48H41V49H43L42 47H44L45 48V45H47L48 43H49V40L53 37V34H54V36H55V32L57 33L58 31H59V29L60 28H66L68 31H66L65 32V34L62 36V38L64 37V40L66 39H69L68 41H64L62 38H61V40H57L56 42H58L59 41V46H58V44L57 43H55L54 45L57 47L58 46V48H55V50H54V48L52 49H50V51H49V53H48V56L50 57L51 55V58H55V56L53 55V54H57V56L59 57L60 55H61V57L59 58V60L58 59H56V61L58 62V61H60L61 62V59H64L65 61H67L69 64L67 65L64 61H62V63H61V65L59 66V67H61L62 65H67V66H65L67 69H69L67 72H66V70H65V73L62 75L63 76V80H66V82H69L70 84H71V78H72V81H74L73 80V78H74V76L72 77L71 75H73V74H71L70 72H72V71H77L78 69H80V66L81 65H79L81 62L83 63V72H80V74H77V76H76V82H75V87H74V89H76V92L75 93H77L76 95H78L77 97H80V98H74V96H76V95H74L72 98H73V100L75 101V99H81V97L82 96H84L85 94H89V92L90 93H92V92H94V93H96V94H98V95H103V94H107V95H109V94H111V96H113V98H114V100L112 99V97H110L109 99L111 100V102H114L115 101V99H117L116 101H119L120 99H121V97H123L122 99H125V101H124V106H125V104H127V106L128 105H130L129 107L131 108V109H133V110H130V112L132 111V112H135L138 116H142L143 117V121H145L146 119L147 120H150V121H152L151 119H149L150 117L149 116H151V114H153L156 110H158V108L160 107L161 108V106H163L164 104H165V107H166V104L168 105V107L169 108H173L174 106H175V103H173L174 101L173 100H171L172 102L171 103H169V101H170V97L172 96V95H174L175 93H177V92H179V91H181V90H183V89H185L186 87H188V85H189V82L186 80V78H184V79H182V80H180V78L178 79V74H177V67L176 66H174V64H172L171 63V61L173 62V58L172 57H174L175 56V54H176V45H175V48L173 47V49H171V50H169V58L167 59L168 61H165L164 60V62H160V61H157V59H156V53H155V51L154 50H151V48H153V47H151V48H148V46H150L149 44H151V43H149V39L150 38H147L145 35H146V32H143L145 35L143 36L142 34V32L140 31V30H137V29H140V23L143 21V17H144V21L148 18V17H146V16H144V14H140V15H138V14H136L137 15V18H136V16H135V13L133 14V18L134 19H132L131 17H129V15L130 14H132L131 12H133V11H131V12H129L130 10L129 9H131V7H133V4L135 5L136 4V0H134V2L135 3H131L132 1H130V3H129V0H128V2L125 0L124 2H127L126 4L124 3L123 5H122V8H121V5L120 4H117V5H115V3L117 2V0H116V2H114L113 0H112V2L114 3V8H117L116 6H120V8H119V6H118V8L120 9H118L117 11H119L118 13H116L115 12V10H114V8H113V3L110 5V3H111V1L110 0H91V2L89 1V0H2ZM1 1V2H2ZM92 1H96L95 3L93 2L92 3ZM103 1V2H102ZM104 1L106 2V3H104ZM107 1H109V3H107ZM146 1V0H145ZM148 2H150L149 0H147ZM152 1V0H151ZM155 1V0H154ZM157 2L159 1V0H156ZM166 1V0H165ZM209 1V0H208ZM218 1V0H217ZM235 1V0H234ZM241 1V0H240ZM249 1V0H248ZM247 0H246V2H245V6L246 5H251V3L250 2H248ZM255 1H257V0H254V2ZM262 2H263V0H261ZM261 1H259V2H261ZM142 2L143 3H145L146 5L148 4V2H144L143 0H142ZM142 2H141V4H142ZM210 2H212V1H210ZM222 2V1H221ZM249 4H248V3ZM262 2H261V4H262ZM104 3V4H103ZM117 3H119V2H117ZM122 3V2H121ZM151 3V2H150ZM153 3H156V2H153L152 1V3L151 4H149V6L150 5H152ZM159 4L161 3V2H158ZM206 3V2H205ZM217 3V2H216ZM224 3V2H223ZM228 3V2H227ZM243 3H244V1H243ZM257 3H258V1H257ZM137 4L139 5V0H138V2H137ZM140 4V5H141ZM144 4V5H145ZM165 4H167V3H165ZM230 4H232V3H230ZM144 5H142V6H140V7H143ZM162 5H163V3H162ZM210 5V4H209ZM212 5V4H211ZM258 5V4H257ZM259 5H260V3H259ZM262 5H264V3L262 4ZM261 5V6H262ZM148 6V5H147ZM147 6H146V8H147ZM155 6V7H154ZM192 6V5H191ZM256 6V5H255ZM254 6V7H255ZM138 7V6H137ZM152 7H154V8H156L157 7V9L159 8V10L158 11H160L159 12V14L157 15V16H159L160 14H161V10H160V5H158V4H155V5H152ZM169 7V6H168ZM206 7V6H205ZM204 7V8H205ZM209 7V6H208ZM251 6H248L247 8H250ZM134 8V7H133ZM132 8V9H133ZM144 8V7H143ZM163 8V7H162ZM233 8V7H232ZM258 8V7H257ZM261 8V7H260ZM263 8H264V6H263ZM262 8V9H263ZM153 9V8H152ZM156 9V10H157ZM164 9V8H163ZM167 9V8H166ZM218 9V8H217ZM238 9V8H237ZM242 10H243V8H241ZM244 9H246V8H244ZM262 9H261V11H262ZM146 10V9H145ZM155 10V11H156ZM176 10V9H175ZM209 10V9H208ZM253 10V9H252ZM252 10H248V11H252ZM264 10V9H263ZM11 11V12H10ZM155 11H154V9H153V13H155ZM219 11V10H218ZM239 11V10H238ZM238 11H231L230 13H226L228 16H229V18H231V20H233L234 22H235V20L236 21H239V20H237L239 17H242V15H240V13L238 12ZM253 11H256L257 12V10H253ZM59 12H61V15L60 16H58L57 18H56V16H57V14ZM128 12H129V14H128ZM138 12V11H137ZM146 12V11H145ZM164 12V11H163ZM177 12V11H176ZM244 12H245V10H244ZM246 12H247V9H246ZM12 13V14H13ZM156 13H158V12H156ZM252 13V12H251ZM255 13V12H254ZM258 13H261V12H258ZM215 14V13H214ZM223 14V13H222ZM242 14V13H241ZM4 15V14H3ZM15 15H13V16H15ZM143 15V16H142ZM154 15H156V14H154ZM163 15V14H162ZM210 14H208L207 16H209ZM216 15V14H215ZM223 15H225V14H223ZM263 15V14H262ZM135 16V17H134ZM148 16H151V15H148ZM177 16V15H176ZM146 17V18H145ZM156 17V16H155ZM160 17H161V15H160ZM178 17H179V15H178ZM225 17H226V15H225ZM131 18V19H130ZM150 18V17H149ZM223 18V17H222ZM227 18V17H226ZM253 18V17H252ZM155 19V18H154ZM218 19V18H217ZM4 20V19H3ZM223 20V19H222ZM248 20V19H247ZM0 21H2V20H0ZM148 21V20H147ZM147 21H145L144 22V24L146 25V23H147ZM171 21V20H170ZM219 21V20H218ZM233 21H231V22H233ZM240 21H241V18H240ZM256 21V20H255ZM109 22H110V24H109ZM111 22H112V24H111ZM168 22V21H167ZM188 22V21H187ZM230 22V21H229ZM233 22V23H234ZM258 22V21H257ZM261 22V21H260ZM138 23H139V26H137L138 25ZM156 23V22H155ZM223 23V22H222ZM233 23H231V24H233ZM0 24L2 25V23L0 22ZM144 24L142 23V26H144ZM237 24V23H236ZM247 24V23H246ZM166 25V24H165ZM235 25V24H234ZM256 25V24H255ZM259 25V24H258ZM198 26V25H197ZM247 26V25H246ZM137 27H139V28H137ZM145 27V26H144ZM142 28V29H146L147 27H148V29L150 30H152V26L149 28V26H147V27H145V28ZM154 27V26H153ZM166 27V26H165ZM181 27V26H180ZM184 27V26H183ZM250 27V26H249ZM256 27V26H255ZM160 28V27H159ZM158 28V29H159ZM39 29V30H38ZM47 29V30H46ZM148 29H146V31L148 30ZM158 29H155L156 30V32H157V30ZM160 29H162V28H160ZM165 28H163V30H164ZM172 29H174V28H172ZM171 29V30H172ZM180 29V31H181V29L182 28H179ZM185 29V28H184ZM200 29V28H199ZM234 29V28H233ZM250 29V28H249ZM258 29V28H257ZM263 29V28H262ZM261 29V30H262ZM38 30V31H37ZM62 30V29H61ZM70 30V31H69ZM143 30V31H144ZM151 30H150V32H151ZM166 30V29H165ZM169 30V29H168ZM183 30V29H182ZM245 30V29H244ZM247 30V29H246ZM64 31H65V29H64ZM160 31L161 30H159L157 33L158 34H160ZM180 31H177V32H180ZM176 32V33H177ZM211 32V31H210ZM254 32V31H253ZM174 33V32H173ZM176 33H174L176 36H177V34ZM181 33V32H180ZM183 33V32H182ZM185 33H186V31H185ZM237 33H240V32H237ZM261 33L264 35V29H263V31H261ZM41 34V33H40ZM40 34H38L39 36H40ZM169 34H171V33H169ZM213 34V33H212ZM250 34V33H249ZM5 35V34H4ZM9 35H11V34H9ZM9 35L8 36H6L5 37V39L6 40H8V38H10L9 37ZM75 35H79V36H75ZM141 35H142V37H141ZM147 35H148V33H147ZM167 35V34H166ZM178 35H179V33H178ZM185 35H187V34H185ZM239 35V34H238ZM243 35V34H242ZM1 36V35H0ZM34 36V37H35ZM69 36H71V37H69ZM151 37H154V35L153 34H151L150 35ZM157 36H159V35H157ZM182 37L184 36V35H181ZM208 36V35H207ZM240 36V35H239ZM3 37V36H2ZM0 38V40L1 39H3L4 40V37L3 38ZM66 37H69V38H66ZM143 37H145V38H147L148 40V43L149 44H144V46L143 47H141V46H139V43H140V41L143 39ZM170 37H172V36H170ZM169 37V38H170ZM186 37V36H185ZM210 37V36H209ZM12 38V37H11ZM12 38V39H13ZM19 38V37H18ZM28 38V37H27ZM37 38V37H36ZM39 38V37H38ZM40 38H41V36H40ZM142 38V39H141ZM144 38V39H145ZM159 38H160V36H159ZM163 38V37H162ZM181 38V37H180ZM206 38V37H205ZM257 38H259V37H257ZM25 39V38H24ZM155 39V38H154ZM263 39V38H262ZM6 40H4V41H6ZM10 40V42L9 41H6V42H8L9 44H10V46H11V39H9ZM20 40H21V38H20ZM29 40V41H30ZM41 40V41H40ZM173 40V39H172ZM188 40V39H187ZM1 42V44H3V43H5V42ZM21 41H24L25 42V40H21ZM51 41V40H50ZM61 41V42H60ZM144 41V40H143ZM146 41V40H145ZM144 41V42H145ZM163 41H166V40H163ZM180 41V40H179ZM195 41V40H194ZM215 41V40H214ZM244 41V40H243ZM14 41L12 40V43H13ZM23 42V44H25L26 45V43H24ZM150 42H153V41H150ZM161 42V41H160ZM182 42V41H181ZM15 43V42H14ZM18 43H19V40H18ZM143 43V42H142ZM141 43V44H142ZM216 43V42H215ZM257 43V42H256ZM20 44V43H19ZM21 44H22V42H21ZM22 44V45H23ZM51 44V43H50ZM49 44V45H50ZM165 44V43H164ZM223 44H224V42H223ZM14 45V44H13ZM15 45L17 46V44L15 43ZM15 45H14V47H15ZM24 45V46H25ZM29 45L27 46V47H29ZM47 45V49L52 45ZM161 45H163V44H161ZM166 45V44H165ZM230 45V44H229ZM3 46V45H2ZM4 46H7V45H4ZM24 46H17V47H19V49L17 48V52H18V50H19V52H20V49H21V47L22 48H24ZM49 46V47H48ZM141 47L140 49H139V52H136V51H138L137 49L139 48V47ZM178 46V45H177ZM201 46V45H200ZM202 46H203V44H202ZM219 46V45H218ZM225 46V45H224ZM262 46V45H261ZM51 47H53V46H51ZM185 47V46H184ZM204 47V46H203ZM227 47H229L228 45H227ZM226 47V48H227ZM233 47V46H232ZM160 48V47H159ZM166 48V47H165ZM164 48V49H165ZM179 48V47H178ZM177 48V49H178ZM183 48V47H182ZM199 48V47H198ZM197 48V51H198V53H195V54H197V59H198V57L200 56V54H207L209 51H211L210 49H211V47H210V49H208V50H205L204 48L203 49H198ZM206 48H208V47H206ZM215 49H216V47H214ZM214 48H212V50L214 49ZM29 49V48H28ZM57 49V50H56ZM169 49V48H168ZM222 49V48H221ZM229 49V48H228ZM232 49V48H231ZM235 49V48H234ZM25 50V49H24ZM49 50V49H48ZM52 50V51H51ZM150 50L151 51H154V52H150ZM157 50V49H156ZM160 50V49H159ZM187 50V49H186ZM227 50V49H226ZM32 51L30 50L29 52H31V53H29L28 52V50H27V52L29 53V54H31V55H33V57H34V59L36 58L37 59V57H35L34 56V54H32ZM45 51V50H44ZM47 51V50H46ZM104 51H107L108 52V54H107V56H104L105 54H102ZM167 51V50H166ZM195 51V50H194ZM222 51V50H221ZM220 51V52H221ZM224 51V50H223ZM222 51V52H223ZM231 51V50H230ZM3 52V51H2ZM18 52V53H19ZM26 52V51H25ZM40 52V51H39ZM39 52H37V53H39ZM48 52V51H47ZM47 52H40L41 54H37L38 55V60L40 61L39 62V64L38 65H42L43 66V64H44V66H46L45 65V63H46V59H47V62H50L49 61V57L47 56V54H45V53H47ZM168 52V51H167ZM178 52H180V50L178 51ZM189 52V51H188ZM213 52H215V51H213ZM225 52V51H224ZM28 53H26V54H28ZM106 53V52H105ZM194 53H191V55H193ZM209 53H211V52H209ZM237 53H238V51H237ZM20 54V53H19ZM43 54H45V55H43ZM212 54V53H211ZM226 53H224L223 55H221V58L220 59H222L223 60V62H221V63H224V60L225 61H228L227 59L228 58H222V56H224ZM40 55V56H39ZM178 55V54H177ZM176 55V56H177ZM209 55V54H208ZM219 55H220V53H219ZM227 55V54H226ZM225 55V56H226ZM19 56V55H18ZM18 56H16V57H18ZM27 56V55H26ZM30 56V55H29ZM63 56V57H62ZM205 56V55H204ZM234 56V55H233ZM2 57V56H1ZM20 57V56H19ZM47 57V58H46ZM195 56H193V58H194ZM220 57V56H219ZM238 57V56H237ZM251 57V56H250ZM22 58H24L23 56H22ZM51 58H50V60H51ZM175 58V57H174ZM184 58V57H183ZM192 58V59H193ZM195 58V59H196ZM200 58V57H199ZM10 59V58H9ZM24 59H26V58H24ZM238 59H240V58H238ZM17 60V59H16ZM182 60V59H181ZM200 60V59H199ZM210 60V59H209ZM254 60V59H253ZM253 60H252V62H253ZM185 61V60H184ZM187 61V60H186ZM194 61V60H193ZM208 61V60H207ZM240 61H241V59H240ZM12 62V61H11ZM16 62V61H15ZM37 63H38V61H36ZM55 62V61H54ZM53 62V63H54ZM80 62V63H79ZM179 62L181 63V61L179 60ZM178 62V65L180 64ZM189 62V61H188ZM195 62V61H194ZM197 62H198V60H197ZM230 62V61H229ZM252 62H251V64H252ZM21 63V62H20ZM53 63H50V67L52 66V64ZM59 63V62H58ZM57 63V64H58ZM175 63V62H174ZM204 63V62H203ZM226 63V62H225ZM224 63V64H225ZM248 63V62H247ZM4 64V63H3ZM23 64V63H22ZM54 64H56V62L54 63ZM57 64L55 65L56 67H57ZM195 64H196V62H195ZM202 64V63H201ZM224 64H222V65H224ZM227 64V63H226ZM240 64V63H239ZM37 65V64H36ZM37 65V66H38ZM175 65H177L176 63H175ZM184 65V64H183ZM189 65V64H188ZM211 65V64H210ZM221 65V67H222V69H224L223 67L224 66H222ZM253 65V64H252ZM251 65V66H252ZM7 66V65H6ZM24 66V65H23ZM64 66H62L61 67V69H62V71H64L63 70V68H64ZM181 66V65H180ZM196 66H197V64H196ZM250 66V67H251ZM254 66V65H253ZM39 67V66H38ZM47 67V66H46ZM45 67V68H46ZM59 67H57L58 69H60ZM189 67H191V66H189ZM194 67V66H193ZM192 67V68H193ZM201 67H203V66H201ZM206 67V66H205ZM217 68H218V65L216 66ZM215 67V68H216ZM221 67H219L218 69H219V71L221 72V70H220V68ZM243 67V66H242ZM244 67H245V65H244ZM247 67V66H246ZM41 68V67H40ZM40 68H37V69H40ZM43 68V67H42ZM41 68V69H42ZM52 69L54 68V66H52L51 67ZM51 68H47V69H49V70H52ZM183 68V67H182ZM208 68V67H207ZM239 68V67H238ZM262 68H264V67H262ZM35 69V68H34ZM40 69V70H41ZM210 69V68H209ZM244 69V68H243ZM251 69V68H250ZM5 70V69H4ZM28 70V69H27ZM45 69H42V71H44ZM193 70H194V68H193ZM201 69H199V71H200ZM215 70V69H214ZM214 70H213V72H214ZM232 70V69H231ZM238 70V69H237ZM254 70V69H253ZM256 70V69H255ZM254 70V71H255ZM35 71H37L36 69H35ZM34 71V72H35ZM46 71V70H45ZM55 71V70H54ZM190 71V70H189ZM202 71V70H201ZM219 71H217V73L219 72ZM234 71V70H233ZM258 71V70H257ZM263 71V70H262ZM38 72H39V70H38ZM38 72H35V73H37L38 74ZM52 72H53V70H52ZM190 72H192V70L190 71ZM189 72V73H190ZM237 72V71H236ZM31 73V72H30ZM44 73V72H43ZM42 73V74H43ZM49 73L50 74H48L47 72H46V75L45 76H51V72L49 71ZM57 73V74H56ZM56 75L58 76V78H59V75H58V71H56ZM61 74H62V72H60ZM200 73V72H199ZM209 73V72H208ZM211 73H212V71H211ZM203 74V73H202ZM210 74V73H209ZM252 74V73H251ZM257 74V73H256ZM5 75V74H4ZM30 75V74H29ZM38 75H41V71H40V74H38ZM44 75V74H43ZM43 75H41V76H43ZM53 75H54V73H53ZM86 75H89V76H92L90 79L91 80H89V81H94V79H96V81H94L93 83L92 82H89L90 84H87L86 82H84L83 83V80H84V78H85V76ZM1 76H2V74H1ZM45 76H44V78H45ZM50 76L49 77H46V78H49L50 79ZM187 76V75H186ZM215 76V75H214ZM213 76V77H214ZM222 76V75H221ZM224 76H226V75H224ZM235 76V75H234ZM4 77V76H3ZM8 77V76H7ZM61 77V76H60ZM98 77H103L104 79H102L101 81H99L97 78ZM207 77V76H206ZM209 77V76H208ZM208 77H207V79H208ZM254 78H252L251 77V79H255V75L253 76ZM43 78V79H44ZM92 78H94V79H92ZM201 78V77H200ZM210 78H211V76H210ZM209 78V79H210ZM257 78V77H256ZM75 79V78H74ZM120 79V80H119ZM16 80H18V79H16ZM37 80V79H36ZM61 80V79H60ZM98 80V81H97ZM257 80V79H256ZM260 80V79H259ZM45 81V80H44ZM47 81V80H46ZM51 81H52V76H51ZM51 81L49 82V80H48V83L50 84L51 83ZM62 81V80H61ZM86 81V80H85ZM208 81V80H207ZM224 81H226V80H224ZM246 81V80H245ZM247 81H249V79L247 80ZM7 82H10V80H8ZM199 82V81H198ZM205 82H206V80H205ZM228 82H229V79H228ZM250 82V81H249ZM254 82V81H253ZM252 82V83H253ZM22 83V82H21ZM24 83V82H23ZM26 83V82H25ZM48 83H46V85L48 84ZM60 83V82H59ZM74 82H72V85H74L73 84ZM105 83H108V85H110V87H108V89H107V87H106V85L107 84H105ZM214 83V82H213ZM248 83V82H247ZM251 83V84H252ZM260 83V82H259ZM12 84V83H11ZM14 85L15 84H17V82L15 83V81H14V83H13ZM27 84V83H26ZM41 84V83H40ZM48 84V85H49ZM62 84H64V83H61L60 85H61V87H63L62 86ZM69 84V85H70ZM76 84L78 85L77 86V88H76ZM87 84V85H86ZM103 84H105V87H106V91H107V93L105 92V90H103L104 88H103ZM223 84V83H222ZM250 84V83H249ZM29 85V84H28ZM57 85V84H56ZM59 85V86H60ZM69 85H67L68 87H69ZM198 86H199V84H197ZM4 86V85H3ZM8 86V85H7ZM66 86V85H65ZM64 86V88H66ZM159 86H164L163 88H161V89H159V91L157 90V88L159 87ZM242 86V85H241ZM243 86H245V84L243 85ZM247 86H248V84H247ZM10 87V86H9ZM12 87V86H11ZM19 87V86H18ZM72 87V86H71ZM157 87V88H156ZM1 88V87H0ZM47 88V87H46ZM216 88V87H215ZM237 88H238V86H237ZM254 88H256V87H254ZM22 89V88H21ZM34 89V88H33ZM32 89V90H33ZM42 89V88H41ZM73 89V88H72ZM155 89L157 90V91H155ZM235 89V88H234ZM245 89V88H244ZM26 90V89H25ZM28 90V89H27ZM35 90V89H34ZM53 90H54V88H53ZM60 90H62V88L60 89ZM64 90V89H63ZM62 90V91H63ZM71 90V89H70ZM188 90V89H187ZM238 90V89H237ZM251 90V89H250ZM254 90V89H253ZM7 91V90H6ZM15 91V90H14ZM42 92H43V90H41ZM46 91V90H45ZM78 91V92H77ZM105 92V93H103L102 94V92ZM33 92V91H32ZM36 92V91H35ZM224 92V91H223ZM1 93V92H0ZM8 93V92H7ZM15 93H17V92H15ZM29 93H30V91H29ZM70 93H71V91H70ZM74 93V92H73ZM74 93V94H75ZM109 93V94H108ZM227 93V92H226ZM6 94V93H5ZM9 94V93H8ZM38 94H41L40 92L38 93ZM72 94V93H71ZM96 94H95V96H96ZM13 95V94H12ZM32 95H33V93H32ZM31 94H29V96H32ZM92 95V94H91ZM96 96V98H97V100H99L98 98H99V96ZM107 95H106V97H107ZM180 95V94H179ZM178 95V96H179ZM19 96V95H18ZM35 96H38V95H35ZM40 97H41V95H39ZM72 96V95H71ZM87 96H89V95H87ZM205 96V95H204ZM214 96V95H213ZM12 97V96H11ZM58 97V96H57ZM94 97V96H93ZM109 97V96H108ZM107 97V98H108ZM8 98V97H7ZM36 98V97H35ZM46 98V97H45ZM51 98V97H50ZM69 98H70V94H69ZM68 98V99H69ZM84 98H86V97H84ZM95 98V97H94ZM93 98V99H94ZM101 98H102V96H101ZM107 98H106V100H107ZM172 98V97H171ZM177 98V97H176ZM178 98H182L181 96H179ZM177 98V99H178ZM215 98V97H214ZM213 98V99H214ZM263 98V97H262ZM16 99V98H15ZM31 99H33V98H31ZM60 99V98H59ZM63 99V98H62ZM61 99V100H62ZM71 99V98H70ZM176 99V100H177ZM186 99V98H185ZM189 99V98H188ZM252 99V98H251ZM255 99V98H254ZM257 99V98H256ZM7 100V99H6ZM14 100V99H13ZM13 100H12V102H13ZM55 100V99H54ZM64 100H65V98H64ZM78 100H77V102H78ZM82 100V99H81ZM80 100V101H81ZM176 100H175V102H176ZM191 99H189V101H190ZM194 100V99H193ZM197 101H199L198 99H196ZM100 101H102V100H100ZM116 101H115V103H116ZM123 101H120L119 103L120 104H117L118 105V108L119 107H121L122 108V106H123ZM180 100H178V102H179ZM202 101V100H201ZM204 102H205V100H203ZM7 102V101H6ZM8 102H10L9 103V105L12 103L11 101H8ZM14 102H16V101H14ZM38 102V101H37ZM56 102V101H55ZM67 102V101H66ZM86 102V101H85ZM92 102H94V101H92ZM111 102L109 101V102H107L106 101V104L107 105H109V106H106V107H108L109 109H110V105H111ZM177 102V103H178ZM184 102V101H183ZM182 102V103H183ZM186 102V101H185ZM184 102V103H185ZM190 102H193V101H190ZM195 102V101H194ZM255 102V101H254ZM263 102V101H262ZM73 103V102H72ZM95 103V102H94ZM99 103V102H98ZM102 103V102H101ZM115 103H113V104H115ZM118 103V102H117ZM196 103V102H195ZM194 103V104H195ZM244 103V102H243ZM3 104H4V102H3ZM12 104H14V103H12ZM52 104V103H51ZM63 104V103H62ZM69 104V103H68ZM103 104V103H102ZM105 104V105H106ZM122 104V106H119V105H121ZM180 104V103H179ZM206 104V103H205ZM263 104V103H262ZM5 105H7V104H5ZM8 105V106H9ZM43 105H45V104H43ZM66 105V104H65ZM105 105H104V107L103 108H105V110H107V112H108V110L109 109H106V107H105ZM177 105V104H176ZM183 104H181V106H182ZM213 105V104H212ZM245 105V104H244ZM7 106V107H8ZM14 106H15V104H14ZM16 106H17V104H16ZM63 106V105H62ZM75 106V105H74ZM95 106H96V104H95ZM111 106H113V105H111ZM184 106V105H183ZM190 106H192V105H190ZM190 106H188V107H190ZM260 106V105H259ZM0 107H1V105H0ZM3 107V109H4V107H5V110L4 111H6L7 109L8 110H10L9 109V107H11V105L7 108L6 106H2ZM1 107V108H2ZM115 107V106H114ZM129 107L128 108H126V106L124 107V109L123 110H126L127 109V112H128V110H129ZM36 108V107H35ZM100 108V107H99ZM102 108V107H101ZM102 108V109H103ZM113 108V107H112ZM121 108H120V110H121ZM159 108V111H161V109ZM180 108V107H179ZM178 108V109H179ZM248 108V107H247ZM256 108V107H255ZM61 109V108H60ZM69 109V108H68ZM166 109V108H165ZM174 109H176V107H174ZM172 110V111H175L176 112V110ZM188 109H190V108H188ZM249 109V108H248ZM104 110V109H103ZM111 110V109H110ZM119 110V111H120ZM123 110H121L120 111V113H123L124 111ZM181 110H182V108H181ZM184 111H185V109H183ZM196 110V109H195ZM235 110V109H234ZM2 111V110H1ZM11 111V110H10ZM10 111H8V112H10ZM27 111V110H26ZM90 111V110H89ZM102 111V110H101ZM112 111H115V110H112ZM119 111H117V113L119 112ZM123 111V112H122ZM164 111V110H163ZM169 111H170V109H169ZM218 111V110H217ZM250 111V110H249ZM257 111V110H256ZM255 111V112H256ZM262 111V110H261ZM3 112V111H2ZM7 112V111H6ZM7 112V113H8ZM55 112V111H54ZM110 113H111V111H109ZM216 112V111H215ZM243 112V111H242ZM248 112V111H247ZM1 113V112H0ZM5 113V112H4ZM4 113H2L3 115H2V117H4ZM98 113V112H97ZM109 113V114H110ZM120 113H118V114H120ZM134 113V114H135ZM159 113H161V112H159ZM177 113H178V111H177ZM179 113H180V111H179ZM188 113V112H187ZM234 113H236V112H234ZM245 113V112H244ZM262 113V112H261ZM87 114H88V112H87ZM108 114V113H107ZM116 114V113H115ZM133 114V113H132ZM166 114V113H165ZM169 114L171 115V113L169 112ZM215 114V113H214ZM224 114V113H223ZM226 114V113H225ZM240 114V113H239ZM255 114V113H254ZM259 114H260V112H259ZM86 115V114H85ZM110 115H113V114H110ZM121 115V114H120ZM167 115V114H166ZM174 115V114H173ZM247 115H249V114H247ZM8 116V115H7ZM100 116V115H99ZM104 116V115H103ZM114 116V115H113ZM112 116V117H113ZM122 116H123V114H122ZM136 116V115H135ZM135 116H134V118H135ZM138 116H136V117H138ZM154 116V115H153ZM160 116H162V114L160 115ZM230 116V115H229ZM0 117H1V115H0ZM1 117V118H2ZM9 117V116H8ZM111 117V118H112ZM117 118L119 117V115H117L116 116ZM129 117V116H128ZM165 117V116H164ZM176 117V116H175ZM211 117H212V115H211ZM232 117V116H231ZM237 117V116H236ZM258 117V116H257ZM7 118V117H6ZM109 118H110V116H109ZM108 118V119H109ZM122 118V117H121ZM121 118H119V120L121 119ZM126 118V117H125ZM141 118V117H140ZM153 118V117H152ZM155 119H156V117H154ZM171 118V117H170ZM177 118V117H176ZM225 118V117H224ZM233 118V117H232ZM240 118V117H239ZM238 118V119H239ZM259 118V117H258ZM3 119H5V118H3ZM8 119V118H7ZM15 119H17V118H15ZM113 119V118H112ZM165 119V118H164ZM167 119V118H166ZM237 119V118H236ZM12 120V119H11ZM11 120H9L10 121V125H11ZM138 120H139V118H138ZM146 120V121H147ZM175 120V119H174ZM218 120V119H217ZM222 120V119H221ZM258 120V119H257ZM2 122H3V120H1ZM0 121V122H1ZM19 121V120H18ZM57 121V120H56ZM113 121V120H112ZM125 121V120H124ZM140 121H141V119H140ZM155 122H156V120H154ZM172 121V120H171ZM1 122V123H2ZM6 122V121H5ZM4 122V123H5ZM149 122V121H148ZM148 122H147V124H148ZM190 122V121H189ZM193 122V121H192ZM253 122V121H252ZM256 122V121H255ZM260 122H261V120H260ZM0 123V125L1 126H3V124L4 123H2L1 124ZM60 123V122H59ZM112 123V122H111ZM145 123V122H144ZM159 123V122H158ZM228 123V122H227ZM232 123V122H231ZM254 123V122H253ZM263 123V122H262ZM8 123L6 122L5 124H4V126L7 128V127H9V125H7ZM126 124V123H125ZM141 124V123H140ZM160 124V123H159ZM211 124V123H210ZM230 124V123H229ZM239 124V123H238ZM247 124V123H246ZM256 124H258L259 125V121H258V123H256ZM124 125V124H123ZM154 125V124H153ZM187 125V124H186ZM185 125V126H186ZM204 125V124H203ZM202 125V126H203ZM208 125V124H207ZM216 125V124H215ZM219 125V124H218ZM261 125V124H260ZM3 126V128H4V130L6 131V129H5V127ZM23 126V125H22ZM128 126H129V124H128ZM200 126V125H199ZM16 127H18V124L16 125ZM20 127V126H19ZM18 127V128H19ZM125 127V126H124ZM136 127V126H135ZM155 127V126H154ZM192 127V126H191ZM219 127V126H218ZM224 127V126H223ZM225 127H227V126H225ZM245 127H247L246 125H245ZM261 127V126H260ZM262 127H264V126H262ZM261 127V128H262ZM3 128H1V129H3ZM17 128V129H18ZM100 128V127H99ZM132 128V127H131ZM134 128V127H133ZM145 128H146V126H145ZM190 128V127H189ZM204 128V127H203ZM207 128V127H206ZM208 128H210V127H208ZM251 128V127H250ZM125 129V128H124ZM123 129V130H124ZM147 129H149V128H147ZM182 129H184V128H182ZM181 129V130H182ZM196 129V128H195ZM212 129V128H211ZM215 129V128H214ZM214 129H213V131H214ZM243 129V128H242ZM247 129H248V127H247ZM253 129H255V128H253ZM264 129V128H263ZM11 130H12V128H11ZM19 130V129H18ZM199 130H202V129H199ZM216 130V129H215ZM218 131L220 130V129H217ZM217 130H216V132H217ZM244 130V129H243ZM257 131H258V129H256ZM3 131V130H2ZM4 131V132H5ZM102 131H104L103 129H102ZM184 131V130H183ZM192 131V130H191ZM190 131V132H191ZM193 131H194V129H193ZM198 131V130H197ZM211 131V130H210ZM222 131H223V129H222ZM225 131H227V130H225ZM232 131V130H231ZM249 131H250V129H249ZM253 131V130H252ZM18 132V131H17ZM20 132V131H19ZM95 132V131H94ZM142 132V131H141ZM145 132V131H144ZM206 132V131H205ZM209 132V131H208ZM215 132V131H214ZM213 132V133H214ZM220 132H221V130H220ZM230 132V131H229ZM228 132V133H229ZM233 132V131H232ZM261 132H263V131H261ZM1 133V132H0ZM20 133H23V131L22 132H20ZM138 133V132H137ZM186 133V132H185ZM195 133H196V131H195ZM197 133H199V132H197ZM204 133V132H203ZM212 133V134H213ZM234 133V132H233ZM242 133V132H241ZM190 134V133H189ZM192 134V133H191ZM193 134H194V132H193ZM192 134V135H193ZM206 134V133H205ZM204 134V135H205ZM237 134V133H236ZM244 134H245V132H244ZM246 134H247V132H246ZM250 134H252V132H250ZM249 134V135H250ZM255 134V133H254ZM262 134V133H261ZM264 134V133H263ZM262 134V135H263ZM9 135H10V132H9ZM93 135H94V133H93ZM186 135V134H185ZM202 135V134H201ZM201 135H199V137L201 136ZM207 136H208V134H206ZM209 135H210V133H209ZM216 135V134H215ZM224 135H227V134H224ZM241 135H243V134H241ZM1 136H3V134L1 135ZM91 136V135H90ZM190 136V135H189ZM197 136V135H196ZM212 136V135H211ZM223 136V135H222ZM228 136V135H227ZM226 136V137H227ZM237 136V135H236ZM240 136V135H239ZM245 136V135H244ZM258 136V135H257ZM4 137V136H3ZM3 137H1V138H3ZM8 137V136H7ZM14 138H15V136H13ZM118 137V136H117ZM198 137V136H197ZM202 137V136H201ZM204 137V136H203ZM231 137V139H232V137L233 136H230ZM243 136H241V137H239L240 138V140H241V138H242ZM246 137H248L247 135H246ZM6 138V137H5ZM93 138V137H92ZM119 138V137H118ZM121 138V137H120ZM210 137H208V139H209ZM229 138V137H228ZM234 138H235V136H234ZM258 138H261L260 136L258 137ZM10 139V138H9ZM12 139V138H11ZM194 139V138H193ZM204 139H205V137H204ZM212 139V138H211ZM210 139V140H211ZM224 139V138H223ZM223 139H221L222 141H223ZM226 139V138H225ZM236 139V138H235ZM243 139V138H242ZM246 139V138H245ZM245 139H243V140H245ZM249 139V138H248ZM247 139V140H248ZM263 139H264V137H263ZM262 139V140H263ZM0 140H4V138L3 139H0ZM6 140V139H5ZM53 140V139H52ZM103 140V139H102ZM190 140V139H189ZM199 140V139H198ZM201 140V139H200ZM216 141H217V139H215ZM237 140V139H236ZM246 140V142H249V141H247ZM250 140H252L251 138H250ZM254 140V139H253ZM258 140V139H257ZM7 141H8V139H7ZM107 141V140H106ZM205 141V140H204ZM203 141V142H204ZM215 141V142H216ZM238 141V140H237ZM261 141V140H260ZM6 142V141H5ZM10 142V141H9ZM12 142V141H11ZM25 142V141H24ZM194 142V141H193ZM203 142H201V143H203ZM212 142V141H211ZM210 142V143H211ZM214 142V141H213ZM231 142V141H230ZM232 142H235L234 141V139H233V141ZM244 142V141H243ZM243 142H241V143H243ZM252 142V141H251ZM255 142V141H254ZM256 142H258V141H256ZM90 143V142H89ZM227 143V142H226ZM253 143V142H252ZM2 144V143H1ZM8 144V143H7ZM26 144V143H25ZM105 144V143H104ZM196 144V143H195ZM194 144V145H195ZM213 145H214V143H212ZM216 144H217V142H216ZM231 144V143H230ZM239 144V143H238ZM259 144V143H258ZM6 145V144H5ZM101 145V144H100ZM190 145V144H189ZM192 145V144H191ZM190 145V146H191ZM200 145H202V144H200ZM209 145V144H208ZM212 145V146H213ZM218 145V144H217ZM224 145V144H223ZM223 145H222V149H224L223 148ZM233 145V144H232ZM231 145V147H232V149H233V146ZM245 145V144H244ZM243 145V146H244ZM254 145V144H253ZM256 145H257V143H256ZM256 145H255V148H256ZM264 145V144H263ZM3 146H4V143H3ZM8 146H11V145H9L8 144ZM34 146V145H33ZM60 146V145H59ZM92 146H93V144H92ZM203 146V145H202ZM220 146H221V144H220ZM225 146V145H224ZM230 146V145H229ZM236 146H238L237 145V143H236ZM239 146H240V144H239ZM248 146H250V145H248ZM14 147V146H13ZM226 147V146H225ZM245 147V146H244ZM251 147V146H250ZM0 148H1V146H0ZM3 148V147H2ZM100 148V147H99ZM187 148V147H186ZM193 148V147H192ZM196 148H198V149H195V148H193V149H195L194 151L196 152V150H199V148H201V146H197ZM211 148V147H210ZM215 148V147H214ZM227 148V147H226ZM242 148V147H241ZM248 148V147H247ZM246 148V149H247ZM9 148H6V150H8ZM50 149V148H49ZM75 149V148H74ZM80 149V148H79ZM221 149V148H220ZM236 149H237V147H236ZM243 149V148H242ZM257 149V148H256ZM5 150V151H6ZM10 150V149H9ZM69 150H71V149H69ZM207 150H211V149H207ZM213 150V149H212ZM230 150V149H229ZM233 150H235V149H233ZM249 150V149H248ZM255 150V149H254ZM4 151V149L0 152V155H1V153L2 152H5ZM20 151V150H19ZM24 151V150H23ZM29 151V150H28ZM60 151V150H59ZM95 151V150H94ZM218 151V150H217ZM222 151V150H221ZM223 151H225V150H223ZM222 151V152H223ZM238 151V150H237ZM236 151V152H237ZM240 151V150H239ZM256 151V150H255ZM254 151V152H255ZM258 151V150H257ZM7 152V151H6ZM5 152V153H6ZM14 152V151H13ZM17 152V151H16ZM29 152H31V151H29ZM33 152H35V151H33ZM33 152H31V153H33ZM66 152H68V151H66L65 150V153ZM198 152H200V151H198ZM206 152V151H205ZM208 152V151H207ZM210 152V151H209ZM231 152H232V150H231ZM11 153V152H10ZM30 153V154H31ZM42 153V152H41ZM46 153V152H45ZM52 153V152H51ZM62 153V152H61ZM72 153V152H71ZM190 153V152H189ZM216 153V152H215ZM214 153V154H215ZM239 153V152H238ZM241 153V152H240ZM245 153V152H244ZM251 153V152H250ZM264 153V152H263ZM262 153V154H263ZM26 154V153H25ZM60 154V153H59ZM77 154H80V153H77ZM192 154V153H191ZM196 154V153H195ZM194 154V155H195ZM223 154V156H224V153H222ZM229 154V153H228ZM227 154V155H228ZM230 154H233V153H230ZM254 154H256V153H254ZM261 154V155H262ZM5 155V154H4ZM3 155V156H4ZM10 155V154H9ZM15 155H16V153H15ZM15 155H14V158H17V156L15 157ZM18 155V154H17ZM19 155H20V153H19ZM47 155V154H46ZM45 155V156H46ZM53 155V154H52ZM193 155V154H192ZM193 155V156H194ZM202 155H204V154H202ZM201 155V156H202ZM216 155V154H215ZM236 155V154H235ZM240 155V154H239ZM7 156V155H6ZM24 156V155H23ZM40 156H42V154L40 155ZM58 156V155H57ZM62 156V155H61ZM70 156V155H69ZM104 156V155H103ZM197 156V155H196ZM205 156H206V154H205ZM210 156V155H209ZM219 156V155H218ZM221 156V155H220ZM243 156V155H242ZM249 156V155H248ZM263 156H264V154H263ZM2 157V156H1ZM5 157V156H4ZM11 157V156H10ZM31 157V156H30ZM44 157V156H43ZM47 157V156H46ZM95 157V156H94ZM99 157V156H98ZM191 157L192 156H190V159H191ZM200 157V156H199ZM203 158H204V156H202ZM207 157V156H206ZM211 157V156H210ZM213 157V156H212ZM225 157V156H224ZM223 157V158H224ZM229 156H227L226 158H228ZM230 157H233L232 155H230ZM229 157V158H230ZM237 158L239 157V156H236ZM241 157V156H240ZM6 158V157H5ZM37 158V157H36ZM71 158V157H70ZM88 158V157H87ZM100 158V157H99ZM220 158H222V156L220 157ZM235 158V157H234ZM246 158H248V157H246ZM254 158V157H253ZM258 158V157H257ZM257 158H255V159H257ZM264 158V157H263ZM49 159V158H48ZM60 159V158H59ZM82 159V158H81ZM111 159V158H110ZM198 159V158H197ZM202 159V158H201ZM216 158H214V160H215ZM240 159V158H239ZM1 160V159H0ZM6 160H8V157L6 158ZM11 160V159H10ZM18 160V159H17ZM42 160H44V159H42ZM47 160V159H46ZM56 160H57V158H56ZM77 160V159H76ZM193 160V159H192ZM199 160V159H198ZM197 160V161H198ZM213 160V161H214ZM223 160H225V159H223ZM222 160V161H223ZM230 160V159H229ZM235 161H236V159H234ZM234 160H233V162H234ZM238 160V159H237ZM242 160V159H241ZM250 160V159H249ZM260 160V159H259ZM12 161V160H11ZM13 161H15V160H13ZM20 161V160H19ZM25 161V160H24ZM38 161H39V159H38ZM53 161V160H52ZM196 160H195V162H197ZM200 161V160H199ZM198 161V162H199ZM209 161V160H208ZM208 161H206V162H208ZM231 161V160H230ZM244 160H242V162H243ZM8 162H9V160H8ZM50 162V161H49ZM81 162V161H80ZM101 162V161H100ZM99 162V163H100ZM197 162V163H198ZM203 162V161H202ZM253 162V161H252ZM251 162V163H252ZM260 162V161H259ZM5 164L6 162H2V163H0V166L2 165V164ZM11 163H15V162H11ZM18 163V162H17ZM20 163H21V161H20ZM19 163V164H20ZM23 163V162H22ZM36 163V162H35ZM41 163V162H40ZM59 163V162H58ZM57 163V164H58ZM72 163V162H71ZM76 163V162H75ZM196 163V164H197ZM205 163V162H204ZM211 163V162H210ZM210 163H208V164H210ZM222 163V162H221ZM220 163V164H221ZM224 163V162H223ZM227 163V162H226ZM237 163H238V161H237ZM244 163V162H243ZM256 163V162H255ZM261 163H262V161H261ZM16 164V163H15ZM19 164H17V165H19ZM38 164V163H37ZM44 164V163H43ZM107 164H110L109 162H107ZM194 164V163H193ZM199 164V163H198ZM208 164H206V165H208ZM216 164V163H215ZM217 164H219V163H217ZM234 164H235V162H234ZM239 164V163H238ZM249 164H250V162H249ZM254 164V163H253ZM263 164H264V162H263ZM9 165V164H8ZM22 165V164H21ZM30 165V164H29ZM45 165V164H44ZM69 165V164H68ZM78 165V164H77ZM81 165V164H80ZM189 165H191L190 163H189ZM212 165V164H211ZM211 165H209L208 166V168H206V169H210V167H211ZM224 166H222L223 168H225V164H223ZM228 165H229V163H228ZM228 165H226V166H228ZM233 165V164H232ZM240 165V164H239ZM243 165V164H242ZM245 165V164H244ZM243 165V166H244ZM3 166V165H2ZM16 166V165H15ZM51 166V165H50ZM59 166H60V164H59ZM84 166H86V165H84ZM180 166V165H179ZM196 166V165H195ZM201 166H203V165H201ZM235 166V165H234ZM237 166V165H236ZM241 166V165H240ZM240 166H238L239 168H240ZM248 166V165H247ZM259 166V165H258ZM11 167V166H10ZM20 167V166H19ZM54 166H52V168H53ZM183 167H184V165H183ZM191 167V166H190ZM192 167H194V166H192ZM191 167V168H192ZM204 167V166H203ZM202 167V168H203ZM207 167V166H206ZM229 167H231V166H229ZM235 168V169H239V168ZM245 167V166H244ZM257 167V166H256ZM255 167V168H256ZM4 168V167H3ZM7 168H8V166H7ZM15 168V167H14ZM21 168H22V166H21ZM27 168V167H26ZM60 168V167H59ZM81 168H82V166H81ZM92 168H93V166H92ZM91 168V169H92ZM95 168V167H94ZM93 168V169H94ZM99 168V167H98ZM197 168V167H196ZM212 168V167H211ZM214 168V167H213ZM220 168H221V166H220ZM227 168V167H226ZM232 168V167H231ZM231 168H230V170H231ZM234 168V167H233ZM249 168V167H248ZM247 168V169H248ZM63 169V168H62ZM66 169V168H65ZM67 169H69V168H67ZM72 169V168H71ZM114 169V168H113ZM124 169V168H123ZM189 169V168H188ZM193 169V168H192ZM191 169V170H192ZM215 169V168H214ZM246 169V168H245ZM254 169V168H253ZM257 169V168H256ZM261 169V168H260ZM0 170H2V168L0 169ZM25 170V169H24ZM79 170H81V169H79ZM181 170H182V168H181ZM187 170V168L185 169V170H183V173H184V171H186ZM202 170V169H201ZM203 170H205V167H204V169ZM211 170H213V169H211ZM211 170H210V172H211ZM219 170H221V169H219ZM225 170V169H224ZM226 170H228V169H226ZM262 170V169H261ZM10 171V170H9ZM61 171V170H60ZM71 171V170H70ZM95 171V170H94ZM108 171V170H107ZM106 171V172H107ZM128 171V170H127ZM208 171V170H207ZM217 172H218V170H216ZM222 171V170H221ZM250 171V170H249ZM3 172V171H2ZM35 172V171H34ZM41 172V171H40ZM52 172V171H51ZM58 172V171H57ZM85 172V171H84ZM88 172V171H87ZM93 172V171H92ZM109 172V171H108ZM111 172V171H110ZM134 172H136V171H133V174H135ZM177 172V171H176ZM176 172H174V173H176ZM188 171H186V173H187ZM191 172V171H190ZM197 172V171H196ZM199 172H200V169H199ZM204 172V171H203ZM210 172H208V173H210ZM214 172V171H213ZM212 172V173H213ZM228 172H230L229 170H228ZM246 172V171H245ZM248 172V171H247ZM251 172V171H250ZM253 172V171H252ZM262 172H264V171H262ZM6 173V172H5ZM63 173H65V171L63 172ZM91 173V172H90ZM182 173V172H181ZM180 173V174H181ZM185 173V174H186ZM202 173V172H201ZM224 173V172H223ZM226 173V172H225ZM231 173H233V172H230V174ZM242 173V172H241ZM244 173V172H243ZM3 174V173H2ZM12 174V173H11ZM28 174V173H27ZM31 174V173H30ZM62 174V173H61ZM66 174V173H65ZM67 174H68V171H67ZM65 175V176H69V174L68 175ZM75 174V173H74ZM126 174V173H125ZM189 174V173H188ZM192 174L194 175V173L192 172ZM252 174H254V173H252ZM257 174V173H256ZM24 175V174H23ZM42 175V174H41ZM46 175H48V174H46ZM52 175H53V173H52ZM55 175V174H54ZM77 175V174H76ZM100 175V174H99ZM117 175V174H116ZM119 175V174H118ZM132 175V174H131ZM138 175V174H137ZM183 175V174H182ZM192 175V176H193ZM204 175H205V173H204ZM212 175H214V173L212 174ZM221 176H222V174H220ZM229 175V174H228ZM234 175V174H233ZM250 176H251V174H249ZM258 175H259V173H258ZM261 175H264V174H261ZM1 176V175H0ZM8 176V175H7ZM17 176V175H16ZM44 176V175H43ZM49 177H50V175H48ZM47 176V177H48ZM57 176V175H56ZM64 176V175H63ZM65 176H64V178H65ZM97 176V175H96ZM108 176V175H107ZM189 176V175H188ZM192 176H190V177H192ZM196 176V175H195ZM202 176H203V174H202ZM201 176V177H202ZM208 176H210V174L208 175ZM216 176H217V174H216ZM215 176V177H216ZM218 176H219V174H218ZM254 176V175H253ZM40 177V176H39ZM70 177H71V175H70ZM70 177H68V178H70ZM122 177V176H121ZM139 177V176H138ZM190 177H188V178H190ZM199 177V176H198ZM201 177H199V179L201 178ZM210 177H212V176H210ZM214 177V178H215ZM224 179H226V175H224ZM254 177H256V176H254ZM253 177V181H254V178ZM261 177V176H260ZM264 177V176H263ZM7 178V177H6ZM11 178V177H10ZM31 178V177H30ZM37 178H38V176H37ZM51 178V177H50ZM53 178V177H52ZM61 178H62V176H61ZM67 177L65 178V179H68ZM78 178V177H77ZM77 178H73V180L72 181H76V182H78L79 183V180L77 179ZM96 178V177H95ZM102 178H104V177H102ZM114 178V177H113ZM181 178H183V176H181ZM197 178V177H196ZM203 178H206V177H203ZM214 178H213V180H214ZM217 178V177H216ZM221 178H223V177H221ZM220 178V179H221ZM232 178V177H231ZM234 178V177H233ZM15 179V178H14ZM13 179V180H14ZM34 179H35V177H34ZM33 179V180H34ZM43 178H41V180H42ZM112 179V178H111ZM111 179H110V181H111ZM187 179V178H186ZM195 178H193V181L195 182V180H194ZM198 179V180H199ZM207 179V178H206ZM206 179H204V181H202V178H201V181L203 182V184H205L206 182H205V180ZM208 179H209V177H208ZM212 179V178H211ZM230 179V178H229ZM241 179V178H240ZM239 179V180H240ZM244 179V178H243ZM259 179V178H258ZM262 179V178H261ZM33 180H31V181H33ZM38 180V179H37ZM40 180V181H41ZM44 180H46V177H45V179ZM60 180H62V179H60ZM106 180V179H105ZM108 180V179H107ZM113 180V179H112ZM138 180V179H137ZM197 180V181H198ZM212 180V181H213ZM231 180V179H230ZM242 180V179H241ZM246 180V179H245ZM263 180V179H262ZM12 181V180H11ZM26 181H28V178H27V180ZM65 181V180H64ZM70 181H71V178H70ZM71 181V182H72ZM104 181V180H103ZM109 180H108V182H110ZM147 181V180H146ZM216 181V180H215ZM234 181H236V180H234ZM247 181V180H246ZM255 181H256V179H255ZM3 182V181H2ZM21 182V181H20ZM20 182H18V183H20ZM41 182H43V181H41ZM41 182H39V185L41 184ZM49 182V181H48ZM53 182V181H52ZM66 182H67V180H66ZM75 182V183H76ZM106 182V181H105ZM107 182V183H108ZM133 182H134V180H133ZM184 182H186V181H184ZM192 182V181H191ZM205 182V183H204ZM209 182H210V180H209ZM217 182H219V179L217 180ZM222 181H220V183H221ZM237 182H239L238 181V178H237ZM236 182V183H237ZM247 182H249V181H247ZM246 182V183H247ZM257 182H258V180H257ZM264 182V181H263ZM8 183H10V182H8ZM16 183V182H15ZM17 183V184H18ZM29 183V182H28ZM27 183V184H28ZM36 183V182H35ZM44 183V182H43ZM54 183V182H53ZM55 183H56V180H55ZM59 183H60V181H59ZM58 183V184H59ZM70 183V182H69ZM106 183V184H107ZM125 183V182H124ZM144 183V182H143ZM189 183V182H188ZM201 183V182H200ZM199 183V184H200ZM211 183V182H210ZM224 183V181L222 182V184ZM225 183H226V181H225ZM225 183H224V185H225ZM233 183V182H232ZM231 183V184H232ZM240 183V182H239ZM246 183H244V184H246ZM251 183L252 182H250V183H248V184H250L251 185ZM4 184H6V183H4ZM11 184V183H10ZM16 184V185H17ZM26 184V185H27ZM30 184V183H29ZM50 184V183H49ZM57 184V183H56ZM57 184V185H58ZM77 184V183H76ZM99 184V183H98ZM102 186H103V184H102V181H101V183H100ZM114 184H115V182H114ZM114 184H112V185H114ZM132 184V183H131ZM140 184V183H139ZM202 184V183H201ZM200 184V185H201ZM218 184V183H217ZM235 184V183H234ZM234 184H233V186H234ZM241 184V183H240ZM248 184H246V186L248 185ZM259 184L260 183H258V187H259ZM15 185V186H16ZM19 185V184H18ZM23 185H25V183L23 182V184H22V186L20 185V187H19V189L22 187L23 188ZM31 185V184H30ZM38 185V186H39ZM46 184L44 183V186H45ZM53 185V184H52ZM62 185V184H61ZM60 185V193H58V195L60 196V194H61V192H63L64 190H62V187L64 186V184H63V186H61ZM65 185H66V183H65ZM67 185H69V184H67ZM66 185V186H67ZM71 185V187L74 185V184H70ZM96 186H98L97 184H95ZM100 185V187H99V189H100V192H101V186ZM111 184H109V185H107V186H110ZM112 185L110 186V187H112ZM137 185V184H136ZM207 185V184H206ZM223 185V187H225ZM227 185V184H226ZM237 185V184H236ZM235 185V186H236ZM242 185V184H241ZM249 185V186H250ZM261 185V184H260ZM9 185H7V187H8ZM43 186V185H42ZM47 186V185H46ZM45 186V188L47 189L48 188V186L46 187ZM50 186V185H49ZM95 186V187H96ZM119 186V185H118ZM121 186V185H120ZM189 186H192V184L191 185H189ZM196 186V185H195ZM194 186V187H195ZM198 186V185H197ZM208 186V185H207ZM213 186V185H212ZM214 186H216V185H214ZM219 187H220V185H218ZM218 186H217V188H218ZM227 186H229V185H227ZM242 186H245V185H242ZM257 186V185H256ZM4 187V186H3ZM14 187V186H13ZM25 187V186H24ZM26 187H28V186H26ZM25 187V188H26ZM34 187H37V186H35L34 185ZM53 187H55L54 185H53ZM78 187H79V185H78ZM92 187V186H91ZM91 187H89V189H87V190H89L90 191V189H94L95 187H94V185H93V187L94 188H91ZM201 187V186H200ZM203 187H204V185H203ZM238 187H240V186H237V188ZM251 187H253V186H251ZM251 187H250V189H251ZM9 188V187H8ZM11 188V187H10ZM18 188V187H17ZM16 188V189H17ZM65 188V187H64ZM63 188V189H64ZM67 188V187H66ZM65 188V189H66ZM73 188V187H72ZM72 188H70L71 190H72ZM75 188H77V185L75 186ZM75 188H73L74 189V193L76 192L75 191ZM86 188V187H85ZM130 188V187H129ZM134 188V187H133ZM189 189H190V187H188ZM198 188V187H197ZM196 188V189H197ZM212 188V187H211ZM229 188V187H228ZM230 188H231V186H230ZM236 188V189H237ZM2 189V188H1ZM5 189V188H4ZM7 189V188H6ZM14 189V188H13ZM28 189V188H27ZM36 189V188H35ZM42 189V188H41ZM41 189L39 188V190L41 191ZM46 189H44V187H43V190H46ZM49 190L51 189V186H50V188H48ZM53 189V188H52ZM55 189V188H54ZM56 189H59V188H56ZM97 189V188H96ZM96 189H95V192H96ZM103 189V188H102ZM110 189V188H109ZM111 189H113V188H111ZM118 189V188H117ZM128 189V188H127ZM185 189V188H184ZM186 189H187V186H186ZM192 189V188H191ZM199 189V188H198ZM214 189H216V188H214ZM221 189V188H220ZM224 188H222V190H223ZM234 189V188H233ZM240 189V188H239ZM238 189V190H239ZM254 189V188H253ZM256 189V188H255ZM254 189V190H255ZM260 189H262V188H260ZM22 190H25L24 188L22 189ZM21 190V191H22ZM30 190V189H29ZM28 190V191H29ZM41 191V193H43V195H45L46 193L44 192V191ZM62 190V191H61ZM77 190V189H76ZM78 190H80V188H78ZM78 190H77V192H78ZM105 190H106V188H105ZM115 190H116V188H115ZM201 190V189H200ZM199 190V191H200ZM204 190H206V189H204ZM207 190H209L208 188H207ZM219 190V189H218ZM229 190V189H228ZM244 190V189H243ZM246 190H247V187H246ZM259 190V189H258ZM14 191V190H13ZM16 191H18V190H16ZM16 191H14V193L16 192ZM47 191V190H46ZM51 191V190H50ZM55 191V190H54ZM54 191H52V192H54ZM58 191V190H57ZM80 191H82V192H84L85 190H80ZM92 191H94V190H92ZM97 191H99V190H97ZM103 191H104V189H103ZM194 191V190H193ZM199 191H198V193H199ZM211 191V190H210ZM213 191H215V190H213ZM212 191V192H213ZM217 191V190H216ZM241 191H242V187H241ZM250 191V190H249ZM252 191V190H251ZM260 191V190H259ZM1 192V191H0ZM31 192V191H30ZM56 192V191H55ZM68 193H66L65 191H64V195H65V193H66V195L69 197V199H70V196H71V193L72 192H70L69 191V188H68V191H67ZM70 192V193H69ZM99 192V193H100ZM111 192V191H110ZM141 192V191H140ZM197 192V191H196ZM202 192H204V191H202ZM209 192V191H208ZM224 192V191H223ZM229 193H230V191H228ZM232 192V191H231ZM239 192V191H238ZM243 192V191H242ZM248 192V191H247ZM247 192H245V194H247ZM256 192H257V190H256ZM4 193H6V192H4ZM9 193V192H8ZM11 193V192H10ZM14 193H12V194H14ZM18 193V192H17ZM25 193V192H24ZM27 193V192H26ZM25 193V194H26ZM38 193V192H37ZM36 193V194H37ZM40 193V194H41ZM48 193V195H49V192H47ZM73 193V194H74ZM79 193V192H78ZM87 194V196H89L90 195V198H91V194H95V193H93V192H91V194H89L88 192H84L83 194ZM96 193H98V192H96ZM125 193V192H124ZM188 193V192H187ZM192 193V192H191ZM205 193V192H204ZM211 193V192H210ZM213 193H216V192H213ZM251 193H254V192H251ZM261 193H263L262 191H261ZM16 194V193H15ZM23 193H21V196H23L22 195ZM30 194H32V192L30 193ZM69 194H70V196H69ZM85 194V195H86ZM101 194H102V192H101ZM120 194V193H119ZM118 194V195H119ZM201 194V193H200ZM220 194V193H219ZM240 194H241V192H240ZM258 194V193H257ZM257 194H254V196L255 195H257ZM264 194V193H263ZM35 195V194H34ZM42 195V196H43ZM47 195V194H46ZM46 195H45V197H46ZM47 195V196H48ZM55 195V194H54ZM65 195V197L67 198L66 199V202H65V200H64V202L63 201H61V197H62V195H61V197H60V199L56 196V200L55 201H57V202H59L60 203V205L61 204H63V203H65V204H68V202L70 201L69 199H68V197ZM82 194H81V192H80V196H81ZM85 195H82L83 197L85 196ZM102 195H104V194H102ZM111 195V194H110ZM115 195V194H114ZM118 195H117V198H118ZM121 195H122V193H121ZM129 195V194H128ZM137 195V194H136ZM141 195H143V194H141ZM147 195V194H146ZM192 195H193V193H192ZM197 196H198V194H196ZM204 195V194H203ZM202 195V196H203ZM221 195H222V193H221ZM229 195V194H228ZM227 195V196H228ZM231 195V194H230ZM242 196H243V194H241ZM247 195H249V194H247ZM259 195V194H258ZM7 196V195H6ZM25 196V195H24ZM29 196H31V195H29ZM33 196V195H32ZM77 196V195H76ZM79 196V198H81ZM97 196H99L100 197V194L99 195H97ZM108 196V195H107ZM123 196V195H122ZM140 196V195H139ZM138 196V197H139ZM196 196V197H197ZM211 196V195H210ZM209 196V197H210ZM213 196V195H212ZM212 196H211V198H212ZM225 196H226V194H225ZM224 196V197H225ZM235 196V195H234ZM237 196V195H236ZM264 196V195H263ZM12 197H14V195H12ZM17 197H18V195H17ZM16 197V198H17ZM35 197V196H34ZM34 197H32V198H34ZM39 197H40V195H39ZM52 197H53V195H52ZM73 197V196H72ZM86 197V196H85ZM84 197V198H85ZM104 197H105V195H104ZM115 197V196H114ZM195 197V196H194ZM209 197H208V199H209ZM252 197V199H253V196H251ZM261 197V196H260ZM3 199H4V197H2ZM27 198H28V196H27ZM31 198V197H30ZM42 198H44V197H42ZM42 198H41V200L39 201V199L40 198H38V202H41L42 201ZM64 198V197H63ZM74 198V197H73ZM78 198V199H79ZM88 198V197H87ZM89 198V199H90ZM108 198V197H107ZM120 198V197H119ZM122 198H124V200H126L127 199V197H125V195H124V197H122ZM121 198V199H122ZM126 198V199H125ZM130 198V197H129ZM192 198V197H191ZM198 198V197H197ZM205 198H207V197H205ZM214 198V197H213ZM232 198H233V196H232ZM243 198V197H242ZM245 198H246V196H245ZM25 199V198H24ZM35 199H37L36 197H35ZM47 199V198H46ZM51 199V198H50ZM58 199H59V201H58ZM76 199V198H75ZM77 199V200H78ZM92 199V198H91ZM100 199V198H99ZM99 199H98V201H99ZM105 199V198H104ZM119 200L118 199V202H117V204H119V201H124V200ZM140 199V198H139ZM143 199V198H142ZM190 199V198H189ZM193 199V198H192ZM208 199H206L207 201H208ZM219 199H221V198H219ZM244 199V198H243ZM247 199H248V197H247ZM249 199H250V197H249ZM1 200V199H0ZM8 200H10V199H8ZM26 200V199H25ZM63 200V199H62ZM77 200H75L76 202H77ZM81 201L82 200H84L83 198H81L80 199ZM85 200H86V198H85ZM93 201H97V199H92ZM101 200V202H102V199H100ZM107 200V199H106ZM106 200H104V202L107 204L108 202H106ZM134 200V199H133ZM132 199H131V202L133 201ZM199 200V199H198ZM211 200V199H210ZM215 200V199H214ZM226 200H227V198H226ZM234 201H235V199H233ZM242 200V199H241ZM6 201V200H5ZM31 202L30 203H32L33 201L32 200H30ZM43 201H45L44 199H43ZM42 201V202H43ZM48 201V200H47ZM47 201H45L44 203H43V205L44 204H46L47 203V205H49L48 204V202ZM51 201V200H50ZM68 201V202H67ZM81 201H79V202H81ZM88 201V200H87ZM86 201V202H87ZM94 202L95 203V205H98V201L97 202ZM111 201V200H110ZM127 201V200H126ZM126 201H124V203L126 202ZM130 201V200H129ZM128 201V202H129ZM141 201V200H140ZM192 201V200H191ZM195 201H196V199H195ZM206 201V202H207ZM237 201V200H236ZM235 201V202H236ZM245 201V200H244ZM252 201V200H251ZM254 201V200H253ZM252 201V202H253ZM256 201V203H258V201L257 200H255ZM11 202H13L14 203V201H11ZM37 202V201H36ZM37 202V203H38ZM63 202V203H62ZM73 201H71L70 203H72ZM82 202H84L85 203V201H82ZM128 202H126V203H128ZM130 202V204H132L131 206H136V205H141L142 204V202H141V204H136V205H133L134 203H131ZM137 202H139V200L137 201ZM136 202V203H137ZM224 202V201H223ZM229 202H231V201H229ZM243 202V201H242ZM245 202H247V201H245ZM1 203V202H0ZM50 203V202H49ZM55 203V202H54ZM53 203V205H57V203H55L54 204ZM83 203V208L81 209V207H80V209L81 210H84L85 209V205H87V203H89V201L87 202V203H85L84 204ZM91 203V204H90ZM89 204H90V209H92L93 210V208H91V207H93V206H91L92 205V202H90ZM94 203H93V205H94ZM97 203V204H96ZM105 203H103V204H105ZM113 203H115V201L113 202ZM125 203V204H126ZM144 203H145V201H144ZM144 203H143V205H144ZM193 203V202H192ZM191 203V204H192ZM205 203V202H204ZM215 203H216V201H215ZM219 203H221V202H219ZM239 203H241V202H239ZM248 203V202H247ZM247 203H246V205H247ZM253 203H255V202H253ZM255 203V204H256ZM3 204V203H2ZM9 204V203H8ZM20 204H21V202H20ZM40 204H42V203H38L37 205H40ZM51 204H52V202H51ZM50 204V205H51ZM73 204H74V206H75V203L73 202ZM78 204V203H77ZM81 204V203H80ZM111 204V203H110ZM116 204V205H117ZM125 204H122L123 206L125 205ZM129 204V205H130ZM207 204V203H206ZM211 204V203H210ZM223 204V203H222ZM221 204V205H222ZM249 204V203H248ZM252 204V203H251ZM251 204H249V205H251ZM259 204H260V202H259ZM261 204H264L263 203V200H262V203ZM15 205V204H14ZM24 205V204H23ZM32 205V204H31ZM33 205H35V204H33ZM46 205V206H47ZM52 205V206H53ZM60 205L58 204L57 205V208H59L60 207ZM69 206L70 205H72V204H68ZM67 205V206H68ZM143 205L141 206V207H143ZM194 205H195V202H194ZM203 205V204H202ZM209 205V204H208ZM216 205V204H215ZM219 205V204H218ZM226 205V204H225ZM234 205V204H233ZM241 205H242V203H241ZM253 205V204H252ZM257 205V204H256ZM8 206V205H7ZM26 205H24V207H25ZM45 206V205H44ZM64 206H66V205H64L63 204V206H61L59 209H60V211H59V213H56V215L54 214V215H51V216H48L47 215V213H46V216H47V218L48 217H50V218H48V221H49V223H48V221H47V218H45L46 220H44V221H47V222H45L47 225L46 226H48L49 227V225H50V223H51V221H53V223H55V224H53V226H55V225H57V229H55V230H58V233L57 234H59V236L60 237H62L63 239H64V237H67V239L65 240V242L67 243V246H61L60 247V249L62 250V247H65V248H63V250H67L66 248L68 247V244H70V242L68 243L67 242V240L69 239V236H71V235H73V234H71V235H69L70 233H73V232H70V231H73V230H70L69 232L67 231L68 229L67 228H71L72 229V227L74 226V227H77L78 228V226H77V222H86V220H83V217H86L85 215H87V213H88V211L87 210H89V208L88 209H86V210H84V211H87V213L85 214V212H83V213H80V215L79 216H73V214H75L77 211H75V213H73L71 210H70V207L68 206H66V207H64ZM73 206V205H72ZM108 206V208H109V204L107 205ZM121 206V205H120ZM122 206V207H123ZM126 206V205H125ZM124 206V207H125ZM130 206V207H131ZM153 206V205H152ZM187 206V205H186ZM189 206V205H188ZM191 206H193V205H191ZM197 207H198V205H196ZM228 206V205H227ZM262 206V205H261ZM0 207H2V206H0ZM22 207V206H21ZM28 207H29V203H28ZM33 207V206H32ZM31 207V208H32ZM36 207V206H35ZM42 208L41 206H38V208ZM95 207V206H94ZM99 207H103V205L101 206L100 205V201H99ZM106 207V206H105ZM114 207V206H113ZM117 207L120 209L121 207H119L118 205H117ZM129 207V208H130ZM206 207H207V205H206ZM216 207H218V206H216ZM237 207V206H236ZM236 207L235 208H233V209H236ZM248 207V206H247ZM253 207H255V206H253ZM257 207V206H256ZM255 207V208H256ZM9 208H13V205H12V207H9ZM20 208V207H19ZM18 207H16V209H19ZM47 208H49V206L47 207ZM54 207H52V208H50V209H53ZM69 208V209H68ZM72 208V207H71ZM73 208H75V207H73ZM87 208V207H86ZM111 208H112V206H111ZM118 208H116L117 209V211L119 210ZM135 208H137V207H134V209ZM139 208V207H138ZM188 208V207H187ZM194 208V207H193ZM211 208H213V207H211ZM225 208H226V206H225ZM239 208V207H238ZM258 208H259V206H258ZM6 209V208H5ZM15 209V207H14V211L16 210ZM22 210H23V208H21ZM29 209V208H28ZM35 209V208H34ZM43 209H44V207H43ZM78 209V208H77ZM100 209V208H99ZM113 209V208H112ZM111 209V210H112ZM126 209H127V207H126ZM126 209H124V211L126 210ZM131 209H133V207H131L130 208V211H132ZM189 209H191V208H189ZM188 209V210H189ZM195 209V208H194ZM198 209V208H197ZM206 208H204V210H205ZM208 209V208H207ZM217 209V208H216ZM219 209V208H218ZM244 209H245V207H244ZM248 209H249V207H248ZM247 209V210H248ZM8 210V209H7ZM22 210H19V211H22ZM32 210V209H31ZM42 210V209H41ZM46 210V209H45ZM54 210V209H53ZM70 210V212L69 213H71V216H73V217H70V214H68L67 212ZM109 210V209H108ZM111 210L109 211V212H111ZM114 210V209H113ZM122 210H123V208H122ZM121 210V211H122ZM138 209H136V211H137ZM140 210H142V209H140ZM212 210V209H211ZM226 210V209H225ZM231 210V209H230ZM246 210V211H247ZM249 210H251V209H249ZM262 210H264V208H262ZM261 210V211H262ZM5 211V210H4ZM13 211V212H14ZM24 211H28L27 209H24ZM39 211H40V209H39ZM56 212H57V210H55ZM73 211H74V209H73ZM91 211V210H90ZM98 211V210H97ZM95 212L96 213V215L97 214H99V215H101L100 216V219L98 218V217H96V215H95V213L93 212V211H91V213L93 212L94 213V216H95V218H91V219H96L97 218V220L99 219V221L103 218L104 219V217L106 216H103L102 215V213L101 212ZM106 212H107V209L105 210ZM115 212H116V210H114ZM114 211L112 212V213H110L111 214V216H113L112 214H114L115 215V213H114ZM120 211V210H119ZM139 211V210H138ZM185 211V210H184ZM183 211V212H184ZM214 211V210H213ZM220 210H218V212H219ZM222 211H223V209H222ZM258 211V210H257ZM1 212V211H0ZM7 212H9L10 214H11V212L12 211H7ZM23 212V211H22ZM32 212H34V211H32ZM38 212V211H37ZM41 212V211H40ZM45 212V211H44ZM51 212V211H50ZM81 212V211H80ZM144 212V211H143ZM153 212V211H152ZM182 212V211H181ZM187 212V211H186ZM185 212V213H186ZM189 212H190V210H189ZM205 212V211H204ZM208 212V211H207ZM206 212V213H207ZM217 212V211H216ZM231 212V211H230ZM235 212H237L236 210H235ZM240 212V211H239ZM249 212V211H248ZM247 212V213H248ZM260 212V211H259ZM4 213V212H3ZM15 214H16V212H14ZM24 213V212H23ZM28 213V212H27ZM26 213V214H27ZM79 213V212H78ZM90 212L88 213V215L89 214H91ZM103 213H105L104 212V210H103ZM117 214H118V212H116ZM127 213H130L129 211H128V209L126 210V214ZM133 213H134V211H133ZM128 214V216L130 215L131 217H132V219H133V217L134 216H132V215H134V214ZM140 213V212H139ZM138 213V214H139ZM192 213V212H191ZM203 213V212H202ZM210 213V212H209ZM220 213V212H219ZM232 213V212H231ZM230 213V214H231ZM234 213V212H233ZM241 213H242V211H241ZM245 213V212H244ZM243 213V214H244ZM258 213V212H257ZM1 214V213H0ZM6 214H8V213H5L4 215H6ZM15 214L13 215L12 214V216H11V218L13 217V216H15ZM21 214V213H20ZM34 214V213H33ZM38 214V213H37ZM49 214V213H48ZM52 214V213H51ZM81 214H84V216L83 217H81L82 215ZM116 214V215H117ZM125 214V213H124ZM123 214V215H124ZM125 214V218H124V220L126 219V215ZM143 214V213H142ZM145 214V213H144ZM150 214H152V213H150ZM183 214V213H182ZM188 214V212L186 213V215ZM215 214H217V213H215ZM215 214H214V216H215ZM239 214V213H238ZM251 214V213H250ZM260 214V213H259ZM4 215L2 214L1 215V217H3L4 218ZM9 215V214H8ZM18 215V214H17ZM24 215H25V213H24ZM23 215V216H24ZM43 215V217H44V215L45 214H42ZM76 215H77V213H76ZM93 214H91V216H92ZM109 215V214H108ZM115 215V216H116ZM119 215L121 216L122 215V212L120 213V214H118L114 219H111V218H109L110 220H115L116 218H118L119 217ZM123 215H122V217H120L121 218V220H122V218H123ZM154 215H155V213H154ZM185 215V216H186ZM210 215V214H209ZM208 215V216H209ZM213 215V214H212ZM223 215V214H222ZM225 215V214H224ZM257 215V214H256ZM261 215V214H260ZM263 215V214H262ZM7 216V215H6ZM20 216V215H19ZM33 216V215H32ZM31 216V217H32ZM38 216H40V215H38ZM53 216V217H52ZM55 216V217H54ZM98 216V215H97ZM129 216V217H130ZM140 216H141V214H140ZM140 216H136V217H140ZM149 216V215H148ZM178 216V215H177ZM181 216V215H180ZM182 216H184V215H182ZM184 216V217H185ZM203 216V215H202ZM206 218H207V216L206 215H204ZM221 216V215H220ZM232 215H230V217H231ZM234 216V218H235V215H233ZM243 216H245V215H243ZM21 217V216H20ZM25 218H26V216H24ZM42 217V216H41ZM40 217V218H41ZM102 217V218H101ZM130 217V218H131ZM147 217V216H146ZM154 217V216H153ZM210 217V216H209ZM213 217V216H212ZM219 217V216H218ZM229 217V216H228ZM237 217V216H236ZM247 217V216H246ZM252 217V216H251ZM261 217V216H260ZM16 218V217H15ZM18 218V217H17ZM23 218V217H22ZM22 218H18V221L20 220V222L22 221ZM25 218H24V220H25ZM34 218V217H33ZM36 218H38V217H36ZM80 218H82V220L80 221ZM87 218H89L88 216H87ZM86 218V219H87ZM89 218V222H90V219ZM108 218V217H107ZM128 218V217H127ZM130 218H128V220H130ZM149 218H151V216L149 217ZM156 218H158V217H156ZM160 218V217H159ZM194 218V217H193ZM200 218V217H199ZM224 218H226V217H224ZM238 218V217H237ZM253 218H254V214H253ZM263 218V217H262ZM6 219H9V217L8 218H6ZM14 219V218H13ZM29 219V218H28ZM138 219L139 218H137V219H135V220H137L138 221ZM147 219V218H146ZM175 219V218H174ZM177 219V218H176ZM191 219V218H190ZM201 219V218H200ZM213 219L215 220V217H213ZM213 219H210V220H213ZM231 219V218H230ZM229 218H228V220H230ZM240 219H242V218H240ZM260 219V218H259ZM3 220V219H2ZM16 220V219H15ZM23 220V221H24ZM36 220V219H35ZM94 220L92 221L91 220V222H90V224L91 225H93L94 224ZM96 220V221H97ZM106 219H104L103 221H105ZM118 220L120 221V219L118 218ZM117 220V221H118ZM127 220V219H126ZM125 220V221H126ZM127 220V221H128ZM134 220V219H133ZM133 220H132V223H134V222H136V221H134L133 222ZM154 220V219H153ZM194 220H195V218H194ZM197 220V219H196ZM208 220V219H207ZM210 220L208 221V223L210 222ZM220 220V219H219ZM227 220V219H226ZM233 220V219H232ZM237 220H239V219H237ZM244 221H245V217H244V219H243ZM253 219H251V221H252ZM264 220V219H263ZM4 221V220H3ZM17 221V220H16ZM27 221V220H26ZM28 221H30V220H28ZM98 221V223H100ZM103 221H101V224H103L102 222ZM126 221V222H127ZM159 221H160V219H159ZM165 221V220H164ZM172 221V220H171ZM170 221V222H171ZM186 221V220H185ZM198 221V220H197ZM206 221V220H205ZM233 221H236V220H233ZM258 221V220H257ZM9 222H10V220H9ZM20 222H19V224L18 225H21L20 224ZM31 222V221H30ZM43 222V221H42ZM74 222H76L74 225H73V223ZM84 222V223H85ZM93 222V223H92ZM122 222H124L123 220H122ZM126 222H124V223H126ZM129 222V221H128ZM128 222L126 223V224H128ZM139 222V221H138ZM147 222V221H146ZM155 222H156V220H155ZM154 222V223H155ZM190 222H191V220L189 221V224H190ZM207 222V221H206ZM212 222H214L215 223V221H211V225H213V223ZM230 222V221H229ZM240 222V221H239ZM249 222V221H248ZM255 222V221H254ZM254 222H253V224H254ZM260 222V221H259ZM258 222V223H259ZM3 223H5V222H3ZM13 223V222H12ZM21 223H23V222H21ZM44 223V222H43ZM44 223V224H45ZM98 223L96 224V226L98 225ZM106 223H107V226H104V227H107L108 228V226H109V220L107 221L106 220ZM106 223H104V224H106ZM112 223V222H111ZM118 223V222H117ZM131 223V224H132ZM153 223V222H152ZM174 223V222H173ZM175 223H177V221L175 222ZM184 223V222H183ZM188 223V222H187ZM199 223V222H198ZM207 223V224H208ZM232 223V222H231ZM242 223H243V221H242ZM242 223H240L241 225H243ZM251 223V222H250ZM257 223V224H258ZM261 223V222H260ZM263 223H264V221H263ZM1 224H2V222H1ZM29 224V223H28ZM42 224V223H41ZM86 224H88V222L86 223ZM101 224H99V225H101ZM113 224V223H112ZM115 224H116V222H115ZM119 224V223H118ZM123 224V223H122ZM130 224V223H129ZM137 224H139V223H137ZM201 224V223H200ZM218 224H220V223H218ZM222 224V223H221ZM237 224V223H236ZM239 224V226H236V228L237 227H240L239 229H240V232H241V229H243L242 228V226ZM256 224V223H255ZM7 225V224H6ZM33 225V224H32ZM39 225V224H38ZM68 225H73L72 227L71 226H69V227H67ZM76 225V226H75ZM80 225V224H79ZM83 225V224H82ZM91 225H89L90 227H91ZM142 225V224H141ZM164 225V224H163ZM196 225H197V223H196ZM202 225V224H201ZM211 225H209V226H211ZM217 225V224H216ZM223 225H227L226 223L224 224L223 223ZM231 225V224H230ZM230 225H228L229 227H231ZM233 225H234V223H233ZM238 225V224H237ZM252 225V224H251ZM263 225V224H262ZM1 226V228H5V227H2L3 226V224L2 225H0ZM36 226V225H35ZM43 226H45V225H43ZM42 226V227H43ZM45 226V227H46ZM52 226V224H51V227H53ZM81 226V225H80ZM85 226V225H84ZM88 226V225H87ZM88 226V227H89ZM96 226H92L93 228L95 227V229L94 230H96L97 228H96ZM111 226L112 225H110V228H111ZM113 226H114V224H113ZM112 226V227H113ZM117 226V225H116ZM116 226L115 227H113V228H116ZM122 226V225H121ZM120 225H119V227L118 228H120L121 227ZM123 226H126L125 224L123 225ZM129 226L131 227V225H128V227H127V229L129 228ZM140 226V225H139ZM157 226V225H156ZM166 226V225H165ZM168 226H170V225H168ZM204 226V225H203ZM208 226V225H207ZM214 226V225H213ZM219 227H221L220 225H218ZM217 226V227H218ZM245 225V223H244V228L245 229H247V230H249L248 228H246V227H248V226H246ZM253 226V225H252ZM7 227H8V225H7ZM13 226H11V228H12ZM32 227V226H31ZM40 227V226H39ZM45 227H43L44 228V230L43 231H46L45 230ZM83 229H84V227L83 226H81ZM133 227V226H132ZM136 227V226H135ZM151 227V226H150ZM153 227V226H152ZM161 227V226H160ZM173 227V226H172ZM183 227V226H182ZM215 227V226H214ZM227 227V226H226ZM225 227V228H226ZM256 227H258V228H261V224H260V227L259 226H256ZM54 228V227H53ZM55 228H56V226H55ZM69 228V229H70ZM86 228V227H85ZM100 228V227H99ZM98 228V229H99ZM112 228V229H113ZM118 228H116L117 229V232L119 231L120 232V229L118 230ZM125 227H123L122 229H124ZM134 228V227H133ZM149 228V227H148ZM167 228V227H166ZM173 228H175V227H173ZM204 228V227H203ZM206 228H208V227H206ZM205 228V229H206ZM211 229L213 228V227H210ZM210 228H208V229H210ZM235 228V230H233L232 229V227L230 228V229H232L233 231H236V230H238V228L236 229ZM252 228V227H251ZM257 228V229H258ZM263 228V227H262ZM3 229H2V231L0 230V235L1 234H3L4 232H5V230H7V229H4V231H3ZM10 229V228H9ZM8 229V230H9ZM88 229V228H87ZM87 229H85V230H87ZM89 229H92V228H89ZM96 230V231H94V232H96L97 233V231H98V233L96 234V236L98 235L99 236V230H101V229H99V230ZM126 228H125V231L127 230ZM130 229H132V228H130ZM129 229V230H130ZM156 229H159V228H156ZM161 229V228H160ZM181 229V228H180ZM190 229V228H189ZM210 229V230H211ZM215 231H216V229L215 228H213ZM227 229H229V228H227ZM264 229V228H263ZM11 231L10 232H12V233H14L16 230L15 229H10ZM13 230H15L14 232H13ZM19 230H21V229H19ZM34 230V229H33ZM54 230V231H55ZM104 230H106L107 231V229H105L104 228ZM104 230L102 229V232H103V234L106 232H104ZM109 230V232H112V230H110V229H108ZM114 230V229H113ZM175 230V229H174ZM181 230H183V228L181 229ZM202 230V229H201ZM204 230V229H203ZM223 229H221V231H222ZM252 230V229H251ZM262 230V229H261ZM22 231V230H21ZM36 231V230H35ZM39 231V230H38ZM81 231V230H80ZM83 231V230H82ZM131 231V230H130ZM149 231V230H148ZM170 231V230H169ZM176 231L177 230H175V233H176ZM188 231V230H187ZM186 231V232H187ZM190 231V230H189ZM212 231V230H211ZM221 231H219V232H221ZM224 231V230H223ZM227 231H229V230H227ZM226 231V232H227ZM258 231V230H257ZM264 231V230H263ZM9 231H7V233H8ZM10 232H9V234H10ZM40 232V231H39ZM56 232V231H55ZM69 234H68V233ZM86 233H88V232H91L90 230L87 232V231H85ZM127 232H129V231H127ZM135 232V231H134ZM133 232V233H134ZM151 232V231H150ZM154 232V231H153ZM162 232V231H161ZM167 232V231H166ZM174 232V231H173ZM180 232V231H179ZM178 232V233H179ZM185 232V231H184ZM191 232H192V230H191ZM207 232H208V230H207ZM218 232V233H219ZM245 232H246V230H245ZM248 232V231H247ZM249 232H251V231H249ZM255 232V231H254ZM253 232V233H254ZM262 232V231H261ZM261 232H260V234H261ZM11 233V234H12ZM33 233V232H32ZM47 233V232H46ZM76 233V232H75ZM79 233V232H78ZM81 233V232H80ZM101 233V232H100ZM115 233H116V230H115V232H113V234L115 235ZM125 232L123 231L122 233H118V234H124ZM131 233V232H130ZM132 233V234H133ZM148 233V232H147ZM155 233V232H154ZM170 233V232H169ZM168 233V234H169ZM174 233V234H175ZM201 234H203V232H200ZM199 233V234H200ZM211 233V232H210ZM217 233V232H216ZM215 233V234H216ZM230 233V232H229ZM229 233H227V234H229ZM233 233V232H232ZM244 233V232H243ZM258 233V232H257ZM257 233H255V234H257ZM16 234H17V232H16ZM23 234V233H22ZM22 234H20V235H22ZM27 235H28V233H26ZM31 234V233H30ZM50 234H51V232H50ZM49 234V235H50ZM54 234V233H53ZM92 234V233H91ZM95 234H93V235H95ZM103 234H101V235H103ZM107 234H109V236H110V233H107ZM138 233H136V235H137ZM183 234H185V233H183ZM195 234H196V232H195ZM205 234V233H204ZM203 234V235H204ZM214 234V235H215ZM226 234V235H227ZM231 234V233H230ZM235 234H236V232H235ZM240 235V234H242V233H237V235ZM244 234H247V233H244ZM249 234V233H248ZM247 234V237H250V235H248ZM263 234V233H262ZM8 235V234H7ZM7 235H1L2 236V238L4 239V238H8L7 237ZM39 235V234H38ZM45 235H47V234H45ZM55 235V234H54ZM69 235V236H68ZM82 235H84V232L82 233ZM105 236H107L106 234H104ZM129 235V234H128ZM128 235L126 236L125 235V237H128ZM134 235H135V233H134ZM135 235V236H136ZM140 235H142V233L140 234ZM154 235V234H153ZM156 235V234H155ZM166 235H167V233H166ZM165 235V236H166ZM181 235V234H180ZM179 235V236H180ZM188 235H191V234H188ZM213 235V234H212ZM213 235V236H214ZM222 235V234H221ZM243 235V234H242ZM241 235V236H242ZM252 235V234H251ZM259 235V234H258ZM1 236H0V239H1ZM23 236V235H22ZM26 236V235H25ZM29 236V235H28ZM33 236H34V233H33ZM59 236H57V237H59ZM74 236V235H73ZM88 236H91V235H89V233H88ZM94 237V238H92V240H95L96 238L99 240V243H101V245H105V244H103V242L105 241L106 242V240H104L103 239V241H102V239H99V238H103V237H101V236H99V238L98 237ZM160 236V235H159ZM171 236H173V235H171ZM191 236H193V234L191 235ZM202 236V235H201ZM206 236V235H205ZM219 236V235H218ZM217 236V237H218ZM223 236V235H222ZM225 236V235H224ZM223 236V237H224ZM244 236V235H243ZM240 237L241 238V240H243L244 239V237ZM253 236H255V235H253ZM252 236V237H253ZM260 236V235H259ZM19 237V236H18ZM21 237V236H20ZM27 237V236H26ZM26 237H25V239H26ZM37 237V235L35 236V238ZM43 237V236H42ZM46 237V236H45ZM52 237H53V235H52ZM59 237V238H60ZM79 237H81V235L79 236L78 235V238H76L75 236L73 237V239L74 238H76V240L73 242L74 244H72V245H74V246H72V248L71 247H69L68 248V250H70V249H76V247H77V249L76 250H80V248L78 247V245L76 244L75 245V243L76 242H79V241H77V239H79L80 240V238ZM112 237H113V235H112ZM111 237V238H112ZM115 238L116 237H118V236H114ZM114 237H113V240H114V242L115 241H117L116 239H114ZM130 237V236H129ZM128 237V238H129ZM132 237V236H131ZM143 237V236H142ZM148 237V236H147ZM146 237V240H148V238ZM150 237V236H149ZM164 237V236H163ZM168 237H170V235L168 236ZM198 237H200V236H198ZM207 237V236H206ZM230 238H231V236H229ZM229 237H226L225 239L226 240H228V238ZM232 237H234V235L232 236ZM246 237V236H245ZM10 238V237H9ZM9 238H8V242H9ZM12 235H11V238H10V240H12ZM22 238V237H21ZM28 238V237H27ZM33 239H31V238H28V239H30V240H33V242H35V240H34V237H32ZM51 238V237H50ZM54 238V237H53ZM53 238H52V240H51V242L53 241ZM71 238V237H70ZM83 238V237H82ZM85 238H87V236L85 235ZM90 238V237H89ZM90 238V239H91ZM108 237H106V239H107ZM119 238V237H118ZM123 238V237H122ZM133 238H135L134 236H133ZM132 238V239H133ZM145 238V237H144ZM151 238V237H150ZM150 238H149V241H150ZM157 238V236L154 238V236H152V238H151V240L152 239H156ZM173 238V237H172ZM181 238H183V237H181ZM181 238H176V239H181ZM188 238V237H187ZM186 238V239H187ZM213 238V237H212ZM238 238V237H237ZM243 238V239H242ZM256 238H258V237H256ZM263 238L264 237H262L261 239L263 240ZM3 239H1L2 240V242H0V243H2L3 244ZM14 239V238H13ZM15 239H17V237L15 238ZM14 239V240H15ZM20 239V238H19ZM55 239V238H54ZM57 239V238H56ZM89 239V240H90ZM95 240V241H97V243H98V240ZM121 239V238H120ZM131 239V240H132ZM140 239V238H139ZM165 239V238H164ZM168 239V238H167ZM203 239V238H202ZM215 239V238H214ZM223 238L221 237V239H219V241L220 240H222ZM234 239V238H233ZM245 239H247V238H245ZM244 239V240H245ZM250 239V238H249ZM248 239V240H249ZM252 239L253 238H251V241H252ZM259 239V238H258ZM14 240L12 241V242H14ZM21 240H23V239H21ZM61 240V238L59 239V241ZM70 240V239H69ZM86 240V239H85ZM88 240V238H87V241H89ZM108 240H110V237L108 238ZM124 240V239H123ZM125 240H126V238H125ZM124 240V241H125ZM142 240V239H141ZM141 240H140V242H141ZM157 240H158V238H157ZM160 240H161V238H160ZM175 240V239H174ZM211 240V239H210ZM218 240V239H217ZM254 240H255V238H254ZM5 241V243H6V240H4ZM16 241V240H15ZM38 241V240H37ZM54 241H56V240H54ZM53 241V242H54ZM59 241L57 242L56 241V245H57V243H59ZM71 242H72V239L70 240ZM86 241V242H87ZM100 241H102V242H100ZM120 241V240H119ZM127 242H129L128 240H126ZM135 241V240H134ZM139 241V240H138ZM154 242H155V240H153ZM153 241H152V244L154 245L155 243H153ZM165 241V240H164ZM163 241V242H164ZM179 241V240H178ZM188 241V240H187ZM194 241V240H193ZM196 241V240H195ZM201 241V240H200ZM213 241V240H212ZM216 241V240H215ZM229 241V240H228ZM233 241V240H232ZM235 241V240H234ZM240 241V240H239ZM250 241V240H249ZM251 241L250 242H248L247 241V243H248V246H249V243H251ZM256 241V240H255ZM254 241V242H255ZM261 242V240H258V241H256V243L254 244L255 245V247H256V244H257V242ZM11 242V244L10 245H7L8 247H6V248H4V246H3V250L0 252V254L1 253H5L6 252V254H7V252H12V253H14V254H16V251H17V249L18 248H20V247H18V246H23L22 245V242H21V244H19L18 242H19V240L18 241H16L18 244V246H16L15 244V242H14V244ZM29 241H27V243H28ZM33 242H31V243H33ZM52 242V243H53ZM62 242H63V240H62ZM61 242V243H62ZM85 241L84 242H82V243H86ZM89 242H92V244H93V242L94 241H89ZM88 242V244L87 245H89V247H91V243H89ZM133 242V241H132ZM131 242V243H132ZM142 242H146L145 240L144 241H142ZM151 242V241H150ZM161 242H162V240H161ZM166 242H168V241H166ZM181 242H182V240H181ZM180 242V243H181ZM184 242H186V240L184 241ZM192 242V241H191ZM198 242V241H197ZM241 242V241H240ZM243 242V241H242ZM241 242V243H242ZM46 243H48V242H46ZM82 243H78V244H80L79 246H81V244ZM96 243V242H95ZM95 244V245H93V246H95L94 247V249H96L97 247H99V246H96V245H99V244ZM109 243H112V242H110L109 241ZM117 243V242H116ZM126 243V242H125ZM130 243V242H129ZM135 244H136V242H134ZM134 243H132V244H130L131 245V248H132V245L134 244ZM149 243V242H148ZM165 243V242H164ZM163 243V244H164ZM171 243V242H170ZM175 243V242H174ZM173 243V244H174ZM177 243V242H176ZM210 243V242H209ZM219 243V242H218ZM227 243V242H226ZM262 243V245H263V247H264V240L261 242ZM7 244V243H6ZM49 244V243H48ZM71 244L69 245V246H71ZM85 244V245H86ZM107 244V246H109L108 245V243H106ZM134 244V245H135ZM141 244V243H140ZM143 244V243H142ZM145 244V243H144ZM143 244V247L142 246H140V247H142V248H145L146 247V245L147 244H145L144 245ZM163 244H161L162 245V247H163ZM183 244H189V246H190V243H183ZM183 244H181L182 246H183ZM194 244V243H193ZM196 244V243H195ZM195 244H194V246H195ZM232 244V243H231ZM234 244H235V242H234ZM245 244V243H244ZM258 244H260V243H258ZM257 244V245H258ZM5 245V244H4ZM25 245H27V244H25ZM25 245L23 246V247H25ZM31 245V244H30ZM33 245H34V243H33ZM33 245H31L32 247H34L35 248V246H33ZM43 245V244H42ZM46 245V244H45ZM51 245V244H50ZM53 245H55L54 243H53ZM55 245V247H56V249L58 250L59 248H57V246ZM66 245V244H65ZM83 245V244H82ZM115 245V244H114ZM149 245V244H148ZM150 245H151V243H150ZM147 246V247H150L151 248V246ZM152 245V246H153ZM160 245V246H161ZM199 245V244H198ZM207 245V244H206ZM237 245V244H236ZM247 245V244H246ZM246 245L244 246L245 248H246ZM252 245V244H251ZM262 245L260 244L259 245V250H260V248L262 247ZM27 246H29V245H27ZM84 246V245H83ZM93 246L91 247V249H93ZM106 246V245H105ZM106 246V247H107ZM122 246V245H121ZM125 246V245H124ZM139 246V245H138ZM138 246H136V247H138ZM165 246V245H164ZM166 246H167V244H166ZM166 246L164 247L165 249H166ZM174 246V245H173ZM173 246H169L170 247V249L171 248H173ZM223 246V245H222ZM224 246H226V245H224ZM240 246V245H239ZM18 247V248H17ZM23 247H21V249H23ZM42 247V246H41ZM41 247H40V249H41ZM43 247H44V245H43ZM54 247V246H53ZM54 247V248H55ZM73 247H75V248H73ZM87 249H89V247L88 246H85ZM120 247V246H119ZM127 247H129L128 245H127ZM139 247V248H140ZM146 247V248H147ZM168 247V246H167ZM168 247V248H169ZM178 247H180V245H178ZM192 247H193V245H192ZM243 247V246H242ZM242 247H240V248H242ZM255 247H253V250L255 249ZM258 247V246H257ZM262 247V248H263ZM28 248V250H29V248H30V246L29 247H27ZM45 248V247H44ZM43 248V249H44ZM85 248V249H86ZM103 248H104V246H103ZM101 246H100V249H103ZM109 248V247H108ZM125 248V247H124ZM139 248H137V249H139ZM145 248V250H147V254H145V250L142 252V250H141V252L143 253V255L144 256H146L147 255V258L145 257L144 259H145V261H144V259H143V262H142V260H141V257H140V260L139 261H141L142 263H144L145 264V262L147 261V263L149 262L148 260L151 258L150 257V255L152 254L151 252H153V248H152V251L150 252V255H149V253H148V251L150 250L149 248H147L146 249ZM155 248V247H154ZM164 248H161V249H163L161 252L158 250V253L159 254H157V252L155 251V249H154V251L156 252V254H157V257L155 256V252H154V255H153V257L152 258H154V259H159V258H165V259H160V261L161 262H164V260L165 261H167L166 260V258H169V262L171 261V259L173 260V262H175V260L173 259V257H171V255H172V252H173V254H174V252H178L179 253V251H180V249H179V251H177V249H176V251H172L173 249H175V248H177V245H176V247L174 246V248L172 249V250H164ZM207 248H209V247H207ZM214 248V247H213ZM212 248V249H213ZM234 247H232V249H233ZM235 248H237V247H235ZM249 248H250V246H249ZM247 249V250H250V249ZM252 248V247H251ZM19 250V251H23V250H25L26 249V247H25V249H23V250ZM40 249L38 250L39 252H41L42 251V249H41V251H40ZM87 249H86V251H84V252H87ZM115 249V248H114ZM133 249H134V247H133ZM136 249V248H135ZM134 249V251H135V253H134V255L133 256H135V254L137 253V251ZM141 249V248H140ZM189 249V248H188ZM187 248H186V250H188ZM194 249H196V248H194ZM197 249H198V247H197ZM211 249V248H210ZM209 249V250H210ZM211 249V250H212ZM223 249V248H222ZM244 249V248H243ZM243 249H241V250H243ZM257 249V248H256ZM255 249V250H256ZM27 250V249H26ZM30 250H32V249H30ZM29 250V251H30ZM51 250V249H50ZM79 250L78 251H76V252H79ZM97 250H99V248H97ZM108 250V249H107ZM118 250V249H117ZM132 250V249H131ZM182 250H183V248H182ZM182 250H181V252H182ZM184 250H185V248H184ZM190 250V249H189ZM200 250V249H199ZM218 250V249H217ZM254 250V252H253V254H255V251ZM264 250V249H263ZM44 252H45V249L43 250ZM59 252H60V250H58ZM58 251H56L55 250V254L57 255V253H59ZM71 251V250H70ZM75 251V250H74ZM81 252H79V253H82L83 254V251L82 250H80ZM89 251H90V249H89ZM96 251V250H95ZM100 251V250H99ZM103 251V250H102ZM105 251V250H104ZM103 251V252H104ZM125 251H127V250H125ZM129 251V250H128ZM133 251V252H134ZM139 251V250H138ZM191 251V250H190ZM214 251V250H213ZM223 251V250H222ZM251 251H252V249H251ZM35 252V251H34ZM33 252V253H34ZM66 253V251H62V252H60L58 255H59V258H58V256H56V258H55V254L53 255V253H54V251H52V252H50L51 254H50V256H47L48 255V253L46 252V255L44 254V253H37L38 254V257H37V259H35V258H33V256H32V258H31V260H33V261H30V260H28L26 257L29 255V252H28V255L26 256V255H24V257L18 252V255L20 254L21 256H19V257H21V258H24L25 260H27V261H30L29 263L27 262V263H25V264H39V262H41L42 261V263H40V264H81L82 263V261H81V263H80V259L83 257H79V255H77L78 257L76 258V257H72L71 256V254H70V252L68 253V254H70V257L68 256V257H66V256H64V254ZM101 252V251H100ZM102 252V253H103ZM119 252V251H118ZM130 252V251H129ZM194 252V251H193ZM250 251H248V253H249ZM12 253H11V255H12ZM23 253V252H22ZM24 253H25V251H24ZM63 253V254H62ZM66 253V254H67ZM72 253H74L73 251H72ZM130 253H132V252H130ZM139 253V252H138ZM195 253V252H194ZM194 253H193V258L195 257V255H194ZM206 253V252H205ZM204 253V254H205ZM215 253H217V252H215ZM214 253V254H215ZM234 253H235V251H234ZM240 253V252H239ZM242 253H244V252H242ZM247 252L245 251V254H246ZM252 253V252H251ZM259 253H260V251H259ZM259 253H257L256 255L258 256V254ZM263 253V252H262ZM262 253H260L261 255H262ZM6 254H4V255H6ZM25 254H27V252L25 253ZM36 254V255H37ZM44 254V255H43ZM81 254V255H82ZM103 254H107V252L105 251ZM108 254H109V252H108ZM118 254V253H117ZM129 254V253H128ZM160 254H162V256L161 257H159L158 258V256H160ZM180 254V253H179ZM182 254V253H181ZM186 254H187V252H186ZM196 255H198L199 256V254H198V251H196V253H195ZM232 254V253H231ZM259 254V255H260ZM8 255H10V254H8ZM10 255V256H11ZM42 255V256H41ZM51 255H53L52 257H54L55 259L54 260H52L53 258L51 257ZM72 255H75V254H72ZM80 255V256H81ZM111 255V254H110ZM131 255V254H130ZM138 255V254H137ZM136 255V256H137ZM141 254H139L138 255V257L140 256ZM164 255V256H163ZM176 255V254H175ZM174 255V256H175ZM185 255V254H184ZM205 255H207V254H205ZM213 255V254H212ZM230 255V254H229ZM233 255V254H232ZM261 255H260V258L262 259H264V255L261 257ZM14 256V255H13ZM15 256H17V254L15 255ZM41 256V257H40ZM76 256V255H75ZM92 256H95V258H97L96 257V255H93L92 254ZM107 256V255H106ZM120 256H121V254H120ZM132 256V257H133ZM143 256V257H144ZM150 258H149V257ZM166 256V257H165ZM185 256H187V255H185ZM198 256H196V257H198ZM226 256V255H225ZM233 256H235V255H233ZM232 256V257H233ZM239 256V255H238ZM237 256V257H238ZM0 257H3L2 255L0 256ZM19 257H18V259H19ZM35 257V256H34ZM72 257V258H71ZM100 257V256H99ZM102 257H103V255H102ZM101 257V258H102ZM107 257H109V256H107ZM113 257V256H112ZM119 256H117V258H118ZM125 257V256H124ZM138 257H136V260H138L139 258ZM177 257V256H176ZM180 257H182V256H180ZM190 257H191V255H190ZM195 257V258H196ZM200 257L201 256H199V258L198 259H200ZM212 257V256H211ZM241 257V256H240ZM248 257V256H247ZM249 257H251V256H249ZM248 257V258H249ZM256 257V256H255ZM11 258V257H10ZM29 258V257H28ZM95 258H94V260L92 261H90V262H93V264H96V263H94L95 262ZM104 258H105V256H104ZM103 258V259H104ZM129 258V257H128ZM149 258V259H148ZM175 258V257H174ZM192 258V257H191ZM189 259L190 261L193 259ZM194 258V259H195ZM228 258V257H227ZM227 258H225V259H227ZM242 258V257H241ZM3 259V258H2ZM9 259V258H8ZM12 259V258H11ZM14 259H16V260H18L16 257L14 258ZM30 259V258H29ZM84 259L86 260V257H84ZM92 259V258H91ZM100 259V258H99ZM116 259V258H115ZM126 259V258H125ZM183 259L186 261L187 259H185L184 257H183ZM182 259V260H183ZM231 259V258H230ZM233 259V258H232ZM231 259V260H232ZM237 259V258H236ZM239 259V258H238ZM257 259H258V257H257ZM262 259V261H264ZM1 260V259H0ZM6 260V259H5ZM23 262H25L23 259H21ZM20 260V261H21ZM84 260V261H85ZM88 260V259H87ZM86 260V261H87ZM127 260V259H126ZM129 260H131V259H129ZM135 260V259H134ZM133 260V261H134ZM150 260H152V259H150ZM181 260V261H182ZM189 260H187V261H189ZM196 260H197V258H196ZM201 260H202V258H201ZM201 260L199 261V262H201ZM204 260H207V259H204ZM230 260V261H231ZM248 260V262H249V260L250 259H247ZM259 260V259H258ZM257 260V261H258ZM15 261V260H14ZM14 261H13V264H14ZM20 261H17V263L18 264H20L19 262ZM21 261V263H23ZM112 261V260H111ZM128 261V260H127ZM133 261H132V264H133ZM180 261V260H179ZM188 262V263H190L191 264V262ZM214 261V260H213ZM223 261H224V259H223ZM227 261H229V260H227ZM227 261H225V262H227ZM229 261V262H230ZM238 261V260H237ZM236 261V262H237ZM251 261H253L252 259H251ZM256 261V262H257ZM9 262L10 263H12V260L10 261L9 260ZM99 262V261H98ZM117 262H118V260H117ZM129 262H131V261H129ZM138 262V261H137ZM136 262V264H140V263H137ZM153 262L155 263V262H157V260L156 261H154L153 260ZM159 262V261H158ZM157 262V263H158ZM169 262H167L168 264H169ZM176 262H177V260H176ZM199 262H197L198 264H199ZM221 262V261H220ZM234 262V261H233ZM239 262V261H238ZM237 262V263H238ZM241 262H242V260H241ZM247 262V261H246ZM254 262V261H253ZM252 262V263H253ZM6 263H8L7 261H6ZM16 263V262H15ZM16 263V264H17ZM85 263V262H84ZM88 264H89V262H87ZM128 263V262H127ZM135 263V262H134ZM146 263V264H147ZM157 263H155V264H157ZM170 263H172V262H170ZM186 263V262H185ZM194 263H195V261H194ZM203 263H204V261H203ZM205 263H207V261H205ZM235 263V262H234ZM233 263V264H234ZM250 263V262H249ZM1 264V263H0ZM24 264V263H23ZM86 264V263H85ZM98 264V263H97ZM116 264V263H115ZM130 264V263H129ZM150 264V263H149ZM151 264H153V263H151ZM158 264H163V263H158ZM164 264H165V262H164ZM173 264V263H172ZM175 264V263H174ZM177 264V263H176ZM181 264V263H180ZM183 264V263H182ZM187 264V263H186ZM192 264H193V262H192ZM208 264V263H207ZM210 264V263H209ZM214 264H215V262H214ZM221 264V263H220ZM223 264H225V263H223ZM240 264V263H239ZM244 264V263H243ZM251 264V263H250ZM259 264H263V263H261V262H259Z\"/></svg>",
	"mask_w": 264,
	"mask_h": 264
}]
</instances>
